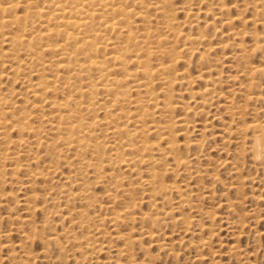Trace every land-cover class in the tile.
Masks as SVG:
<instances>
[{
    "label": "bare ground",
    "instance_id": "6f19581e",
    "mask_svg": "<svg viewBox=\"0 0 264 264\" xmlns=\"http://www.w3.org/2000/svg\"><path fill=\"white\" fill-rule=\"evenodd\" d=\"M152 1L153 0H5V1L0 0V32H1L0 36H2V39H3V36H5L4 37V40L0 39V41L1 40L4 41V42H1L2 44L6 42L7 43L6 45H9V47H10L9 49L6 48V50H8V51L10 50L8 52V54H7V51L4 50L6 52V54H7V55L5 54L4 56H6V58L7 57H11L9 59L10 60H14L20 54H24L25 53L24 56L26 55V57L28 58L29 64H33L34 66L36 65V68L39 67L37 69L32 70L33 76L34 77L36 76L35 77L36 81L35 82H32L30 84V81L28 79L29 84H28V89L26 91V93H29V95L31 96V98L33 100H36L35 103H33V100H32V102L30 101L31 102V108L29 106H28V108L26 106V108L28 110H29V108L30 109H33V111L35 110L34 112L39 113V117L37 116V118H39V123L36 122L38 125H35L34 123L32 124V122H30V119L32 117L38 115V114L35 113L34 116H33L32 113L30 111H27L26 108H24V107L21 108L22 105H23V103H25V102H23V103L20 102V103H22L21 104V107H20L19 104L16 103L15 99L13 100V102H11V100L13 99L11 96L15 95L14 93H16L15 90H14L15 92L13 91L14 88H12V90L9 91L8 93L6 92L7 94L6 93H1L2 91L5 92V90L0 89V91L2 90L0 92V143H3V144L6 143L7 144L6 147H4L3 149H0V162H1V160L3 162H7L8 160L12 161V160H17L18 159V153L17 152H14V151H12L13 153L10 152L11 151L10 150L11 148L12 149H14L16 147L18 148V147H20V145H24L25 143L34 144V145L40 146V147L43 145L41 147V149H40V147L38 149L39 150H42V148L45 146L44 147V148H46L45 151L51 152L52 155L54 154V156H57V158L63 156L64 154L66 155V153L68 154V152L73 153L74 156L77 158L76 160H79L80 162L79 161H76V163H75V160L73 161V163H75V164L78 163V167L79 168L77 166H74V167H72L73 168L72 171H74V173L77 174V172H75V170H74L75 167H76L75 169L78 168L79 170H83V172H85V174L83 176H81L82 175L81 174L80 175L81 177H84V176L87 177L88 174H89V172H90L91 173V176H90L91 178L90 179H92L94 181V183H96L97 185L98 184H101V185L108 184V187H106L107 185L104 187L105 189L107 188L105 191L108 192V197L113 194L112 191H114L115 189H120L122 187V185H123V183L121 184V180L122 179H119L120 176H118V173H116V171H115V170H117V172H118V169H115L114 170V166L115 167L117 166L116 168H118L119 165L124 166V168L128 172H130V174H131V172L134 171L133 168L135 169V167L138 164H140V165H138L139 167L141 166V164L142 165L143 164H146V166H149L150 167V168L148 167L149 169L143 167V169H147V171L145 170V173L144 172L143 173L144 174H146L147 172L148 173L146 174L147 175L146 176L147 179L143 180L142 182H144L143 185H145V187H147L146 190L148 191L147 192L148 197H149L148 199L151 200V203L155 207V209H157V207H158L156 205L157 204L156 202H160L159 200H161L160 203H162V201H164L165 198H167V194L168 193L171 194V192H176V193H179L180 194V190H179L180 186L179 187H176V185H174V184H165V179H164L165 178V175L166 174L168 175V173H169V175L171 173H173V176L176 175L175 172H176V169L178 171V168L181 169V170H183V171H188L189 170L190 163H192L193 160H197L198 157H199V155H201L199 152H192L193 149H199L200 147L202 148L203 146H201V145H203V144L200 145V143L197 142V140L196 141L195 140L192 141L193 139L192 140L189 139L188 136L187 137L185 136V137L187 139H189V140H185L182 144L181 143H178V141L176 139V135L175 136L173 135V132H172V129H171L172 125H174V123L172 122L173 119L172 118H169L168 119L167 118L168 116H167L166 118L168 120L164 123V125L158 126L157 124L155 125L153 123V122L156 123V120H157L158 116H157L156 120H154L155 118L153 119V117L154 116L156 117V115H161V117H163V116L165 117V115H168V114L169 115L170 114L172 115V113L175 111L176 107H178V104L176 103V101H174L176 99V97L174 96L175 94H173V91H174L173 88H174V86H177L178 88L179 87H182V86H186L185 87V90L184 89L181 90L182 91V94H183V92H186V90L188 88L191 89L190 86L194 83V81H199V80H202V79H203L202 81H204L203 82L204 85L202 84L203 85L202 89H199L201 87L198 88V86H197L198 90H195V91H192V90H189V89L187 90V93L186 94H188L187 95L188 96V100L189 99H192L193 100V98L196 97V98H198L199 101L198 100H195L193 103L196 104V101H197L202 106H205V105L206 106H209L208 109L205 110L206 108L205 107H201V105H200L201 108H205L204 110L207 111L206 113H204V112H200V109L201 108L200 109H197V110H199V112L201 114L204 113V114L207 115L209 108L210 107H214L213 106V105H215L214 103H217L218 102V101L215 102V100H214V103H213V101H212V99H213L212 97L217 96V95L214 94L215 93L214 92V90H215L214 89V86H216V84H218V83L221 84L220 81H219L218 74L216 73L215 74L216 76H213V74L212 75L206 74L207 76L204 77V75L202 76L203 73L200 70L202 74L201 73H197V74H201V75H197V74H196L197 76L196 75L195 76L193 75L192 77H195V78L192 79V78H188L190 76V74H189L188 71H186L189 74V75L187 74L188 76L186 75V73H185V75H186L185 76L184 75V72L183 73H177L176 66H177L178 63H181V62L182 63L185 62V63H188L189 64L190 60L188 59L189 62L186 61L187 60L185 58L186 55L187 56L188 55H190V56L197 55L198 56V60H195V61H197L199 63H195V65L197 64L199 66L200 63L201 64L206 63L207 62V59L210 58V56H208L209 53H211L212 51L214 53H216L215 52V49H217V48L220 49V50H222V48H220L219 46H217V47H214V46L219 45L217 43H220L221 44V42L223 41V40L221 42L219 41L220 39H223V38L220 37V39L219 38L216 39L218 41L215 40V42H217V43H216V45H214L215 42H214V44H212L213 42L211 43V41L209 39V37H210L209 34H212L213 33V29H214L213 36L211 37V38H214V37H216V33L220 34V36H221L223 32H221V31L218 32L216 30L217 27L213 28V26H211L212 23L214 24V21L215 20L212 23L208 20L209 23H210V27L212 28V30L210 29L211 30V33L207 32L209 36L205 33L206 31L205 32H200L201 31L200 28H199L200 31L195 33V31L193 30V28L192 29H189L190 26H189V23L188 22L190 21L191 24H195L194 22L197 21V20H195L192 23L191 20H189V19L186 20L188 22L184 21L185 19H182V22H181V20H180V22H178V20H175L174 19L173 15L176 17L175 14L177 12H174L176 8H174L173 6L176 5V4H174V2H172V0H158V1L155 0L156 2L155 1L152 2ZM175 1H178V0H175ZM183 1L184 0H182V2ZM191 1H193V0H191ZM200 1L201 0H199V2ZM203 1H205V0H203ZM203 1H201V2H203ZM207 1L208 2L211 1V3L214 4V7L212 6L213 5L212 4L211 5L212 6V9L211 8L210 9L209 8L208 9L206 8V9L209 11V13L211 12L210 14H212V12H214V13L216 12V15L219 16V17H220V15H222L223 12L226 13L227 12V8H229L226 5V0H207ZM240 1H238V2L240 3ZM243 1L246 2L247 0H243ZM243 1H241V2H243ZM249 1H250L251 5H252L250 8H252L253 11H255L254 13H256L257 16L255 18H253V17L251 18L250 17L251 19L249 18L248 21L250 22V24H253V25L259 24L260 25V28L262 27L263 30H264V0H249ZM249 1H248V4L250 5ZM182 2H180V3H182ZM194 2L195 1H193V3ZM196 2H197V0H196ZM199 2L196 3V5L198 6V9L199 10H196V8H195V10L197 11V16L199 15L198 14V11L205 9V8H203V9H200L199 8L200 7V5H198V4H200ZM205 2H203V5H205ZM207 3H206V6H207ZM234 4H236V3H234ZM237 4H236V6H237ZM244 4L247 5V2L244 3ZM183 5H186V4L184 3ZM232 5L233 4H231L229 6H232ZM239 5H241V4H239ZM249 5H247L248 8H249ZM179 6H176V7H179ZM236 6H234V7H236ZM245 6L243 5L244 9L246 8ZM137 7L139 8L138 10H136ZM140 7H142V9L153 8L154 11L160 12L162 14V18L164 19V21H161L162 19L160 18L161 20H159V22L160 21L163 22L164 25L161 24V22L158 23V21H157V23H158V25L161 24V25L164 26V27L163 26L162 27L164 29V32H166L167 35L164 34V32H161V30H160L161 27H159V26L157 27V29L159 28V31L161 32L162 35H160L159 33H157L158 31L157 32H154L155 30L152 31L153 30V27H154L152 25L153 24V20L150 21V19H148L149 17L146 16V12H144V10L141 11ZM20 8H21V13H22L21 15L19 14L20 13ZM186 8H188V7L186 6ZM237 8L238 7H236V9ZM241 8H240V10H241ZM184 10H185V8L180 7V11H184ZM207 10H206V12L208 13ZM148 11L150 12L151 10L149 9ZM237 11H238L237 13H240L239 9ZM250 11H252V10H250ZM173 12H174V14H173ZM242 12H245V10H242ZM249 13H248V15H250ZM185 14H187V13H185ZM189 14H191V13H189ZM189 14H187V15L190 17ZM192 14H194V13H192ZM231 14H232V12H231ZM235 14H236V12H235ZM252 14H253V12H252ZM147 15H149L148 12H147ZM229 15L230 14H227V16H229ZM238 15L236 14V18L235 19H237L239 16H241V15H239V16ZM223 16H225V15L223 14ZM227 16H225V17H227ZM243 16H241V17H243ZM241 17H239V19ZM247 17H249V16H247ZM198 18L200 19V17H198ZM214 18H212V19L210 18V19L213 20ZM154 19H156V18L154 17ZM203 19H204V17H203ZM205 19H207V18H205ZM220 19H222V18L220 17ZM233 19H234V16H233ZM233 19H232V16H231V18H230V16L227 17L225 19V21L223 22V25L225 24L227 27H229L228 29H230V26H231V24L233 22ZM243 19H245V18L243 17ZM137 20L139 22H146L148 26L146 25L147 27H145V28H141V26L139 27L136 24V21ZM217 20H218V18H217ZM200 21H201V19H200ZM204 21H206V20H204ZM208 21H206V22L208 23ZM241 21H240V25L237 24V25H239L240 28H242V25H243V24L241 25ZM201 22H203V21H201ZM220 22H222V20H220ZM244 22H247V21H244ZM207 23L204 24L206 27H207V25H206ZM150 25H152L153 27L150 26ZM216 25H218V24H216ZM221 25H220V27H221ZM185 26L189 29V31L188 30H186V31L190 32L191 30H193L194 31V34H192L191 32L190 33H185V31L182 30V28H184ZM205 26H203V28H202L203 30H204V28L206 29ZM244 26H246V24ZM150 27H152L151 30H150ZM208 27H209V25H208ZM4 28H8V29L5 30V31H7V33H4L5 31H2ZM236 28H237V26H236ZM251 28H252V25H251ZM228 29H226V30L229 31ZM233 29L234 28H232V30ZM247 29H245V30H247ZM218 30H219V27H218ZM232 30H230L231 32H229V34L231 35L232 38H235V40H236V38L239 37V36H241V37L245 36V33H247L248 30H250V29H248L247 31H245V30L243 31V28H242L241 29L242 31H240V30L239 31L238 30L237 31L233 30V32H232ZM251 31H252V29H251ZM226 32H225V34H227ZM251 33L248 32L247 35L248 34H251ZM258 33H252L251 34V38L253 39V42H251V43H253V44L252 45L250 44L249 47H248L249 44L246 46L245 45L246 42H244L243 41L244 39L241 38L242 39V42H244V44L242 43V45H244L245 47H248L249 48L248 50L244 46H242L241 44H239V43H241L240 42V40H241L240 38L237 39L239 41L238 44H237V42H236V44L234 43L235 40H234V42H232L239 49L238 50L239 51V54L237 55L238 59H237V57L235 58V56H234L233 61L235 62V59H237L238 62L239 61L241 62V64H238V65H240V66L243 65V66L242 67L239 66V69L238 70H240V68H243V70H240V71H241V73H243L242 76L245 77L244 79L247 80V81L244 80L245 82H247V84L244 83L245 85H243L241 87L240 86L237 87L236 90L238 91L239 94L240 93H243L242 95L245 96V99H247L246 101H250L252 103L253 102H258L259 100H261L262 99V96L261 95L264 96V86H262V84L260 82L262 79H264V31L261 32L262 34L261 33L258 34ZM163 34L165 35V37H162ZM168 35L169 36H173L172 37V41H169L167 39L168 38ZM223 35H224V33H223ZM226 36L224 35L225 40H226ZM252 39L251 40L249 39V40L252 41ZM226 41H228V43L230 42V40H226ZM162 45H163V47H164V45H168V47H164L163 48V47H161ZM212 45H214V46H212ZM222 45L224 46V43ZM1 48H3V47H1ZM237 48H236V50H237ZM3 49H0V50H3ZM200 49L202 51H200ZM232 49H233V47H232ZM234 49L232 50V53H233ZM219 52H221V51H219ZM230 52H231V50H230ZM237 52L235 51L233 54L236 55ZM257 53L260 56V63H258L257 65H255V64H253L254 63L253 60L256 57V54ZM46 54L49 55V56H51V58L49 57L50 59H48V58L47 59H44ZM219 54H221V53H219ZM224 54L222 52V55L221 56H223ZM213 55H216V54H213ZM230 55H232V54L230 53ZM4 56H2V57H4ZM22 56L23 55H21V57L19 56L20 59L22 58ZM225 56L227 57L228 55H225ZM26 57H24V58H26ZM212 57H214V56H212ZM153 58H155V59L154 60H151ZM160 58H162V59L160 60ZM215 58H217V60H218L219 56H216ZM220 58H221L220 61L218 60L219 63L222 60V57H220ZM223 58H224V56H223ZM0 59L2 60V58H0ZM155 60H160V61H158V63L154 62V64H153V61H155ZM214 61H213V63H215ZM6 62H7V64H6L7 69L10 70V72H12V76L15 77L12 80V82L13 81L15 82V80H17V79H22L21 76H23L24 74L21 75L22 74L21 72H23L24 69L30 70L32 68V67L31 68H27L28 66L26 67V65L23 63V61L21 63L19 59L15 63L13 61L12 64L8 63L9 61H6ZM230 62L232 63V61H230ZM213 63H211V64H213ZM237 63H236V66H237ZM218 64H216V66ZM221 64L223 65V63H221ZM234 64H232V66L233 67H236ZM213 65H212V67L208 65V67L205 68L206 69L205 72L209 73V72H211V70L213 71ZM222 65L221 66H217V67L215 65L214 66H215V69L218 68V67H220V69H221V67H223ZM187 66L188 65H186L184 67H187ZM201 66H199V67H201ZM2 67H4V66H1V68ZM130 68H132V69L134 68L133 71L132 70L130 71ZM4 69L7 70L6 68H4ZM45 69H47L49 71L45 73ZM186 69L183 68V71L186 70ZM196 69L198 71V68H196ZM228 69H229V67H228ZM200 71H198V72H200ZM230 71H232V70L229 69L228 72H230ZM240 71L239 72L233 71V72L240 73ZM117 72H119V73H117ZM179 72H181V71L179 70ZM4 73H5V71H4ZM24 73H26V72H24ZM28 73L29 72H27L26 74H28ZM236 73H234V77L236 76L235 75ZM5 74H7V72ZM31 75H30V77H31ZM219 75H220V72H219ZM240 75L241 74H239V76ZM9 76H7V77L11 78V74H9ZM1 77H0V79H1ZM229 77H231V76H229ZM9 78H7V80H11ZM235 78H237V77H235ZM240 78H242V77H240ZM4 80H5V78H4ZM30 80H32V79L30 78ZM155 80H157L162 85L161 87H159V89L161 90V93H162V98H159V99H158V96H156V94L154 92V90H156L157 87L155 89L153 88V85H154V81ZM236 80H238V79H236ZM202 81H200V82H202ZM228 81H230V79H228ZM239 81H237V82H239ZM12 82L10 81V83H12ZM230 82L233 83V81H230ZM21 83H23V81ZM21 83L19 82L20 85H21ZM227 83L229 85V82H227V81H226V83H223V84L226 85ZM232 83L230 85H233L234 84V83L233 84ZM7 84L10 85L9 84V81L7 82ZM241 84H239V85H241ZM5 85H6V83H5ZM25 85H26V83H25ZM10 86H12V85H10ZM218 86H220V85H218ZM220 87H218V88H220ZM4 88H6V87H4ZM19 88L21 89L23 87L21 86ZM178 88H177V90H178ZM227 88H228V86L226 87V89ZM230 88H231V86H230ZM230 88H228V89H230ZM233 88L235 90V86ZM233 88L230 89V90H232L231 92H234L233 91ZM20 89H19V91L22 93L23 91H21ZM194 89L195 88H193V90ZM219 91H220V89H219ZM132 92L134 93L133 95H135L136 97L135 96L132 97V94H131ZM178 92H179V94L181 93L180 91H178ZM188 92L190 93V96H189V93ZM231 92H229V93H231ZM17 93H18V91H17ZM225 93H227V92H225ZM225 93H223V94H225ZM23 94H25V93H23ZM23 94H21V95H23ZM235 94H236V92H235ZM235 94H234V97H231L229 95V97H231L232 98L231 100H233V101H236V100L233 99V98H235ZM177 95H178V93L176 94V96ZM218 95H219V92H218ZM231 95H232V93H231ZM58 96L60 97V99L58 98ZM219 96L221 97L222 95H219ZM224 96L221 97L220 99H222V98L225 99V102L226 101H229V100H226L227 97H224ZM244 96L243 97H240L239 96L240 100H243L244 99ZM174 97H175V99L173 100ZM17 98H18V96H17ZM24 98H25V96H24ZM241 98H243V99H241ZM178 99H180V97H178ZM214 99H216V98H214ZM21 101H23V100H21ZM180 101L181 100H179L178 102H180ZM263 101H264V99H263ZM211 102L213 103L212 106H210V104L207 105V103H211ZM261 102H262V100H261ZM188 103L189 102H187L186 104L187 105H190ZM219 103H221V102L219 101ZM219 103H217V104L219 105ZM229 103H230V105L227 103L226 106L229 105L230 106L229 109L231 110L232 109L231 106H234L233 104H235V103L234 102H233V104L231 102H229ZM28 104H29V102H28ZM242 104H245V100L243 101V103H241V105ZM254 104L255 103H253L252 106ZM263 104H264V102H263ZM238 105H239V103H238ZM130 106H132V109L130 108ZM183 106H180V107H183ZM191 106H192V108L195 107L194 104L191 105ZM235 106H236L235 108L237 110H239V109L242 108L243 109L242 112H245V111H247L246 110L247 107L248 106H251V105H249V102H248V104L245 106L246 108L245 107H240V106L237 107V105H235ZM215 107H214V109H215ZM189 108H191V107L188 106L187 109H183V110L184 111L185 110H191L192 111V108L191 109H189ZM216 108H217V110L219 109V107H216ZM235 108H234V111H235ZM179 109H182V108H179ZM223 109H225V107H223ZM260 109H262V108H260ZM249 110H250V108H249ZM256 110H257L256 107H255V110L253 108V111L254 112H256ZM45 111H48V113L45 114ZM98 111L103 112L102 118H98L97 117L96 113ZM165 113H168V114H165ZM188 113L187 112H185V113L182 112L183 116L185 115L184 118L181 117V119H179V120L177 119L179 123L177 122V125H175V126L178 127V128H180L179 130H177V131H179V133H180V131L184 133V131L186 132L187 129H188V126H189V123H190L189 121L190 120L186 119V117H189V119H192V118H190V115H188ZM235 113L234 112L231 113V115L233 116V117L231 116L232 120L234 118ZM238 113H240V110H239ZM229 114L230 113L228 111V115ZM247 114H244V116H246ZM262 114L264 115V109L262 111ZM194 115H195V113H194ZM215 115H216V113H215ZM215 115L213 114V117H211V118H215L216 117ZM263 115H262V117H263ZM201 116H203V114ZM235 116H237V114ZM242 116H243V113H242ZM254 116L255 115H253L251 117V119L254 118ZM259 116H260V114H259ZM259 116L257 114V117L259 119L256 118L257 119L256 122L254 120H251V124H249V122H247V119H246L245 122L247 123V126H246V123H245V126L246 127L244 126L245 129L242 127L243 130H241L239 127H238L239 129H236L235 132L233 131L234 133L229 130L230 127L227 128V130L226 129L225 130L228 131L227 133L231 137H232L233 134H235V136L238 135V137H237L238 139L239 138H242V136L240 137V135H239L241 131L246 132L247 130H250L251 133L250 132L249 133H250V135L251 134L252 135H251V137H248L247 136L248 138H250V140H249V142H250L249 144L250 145L247 144L249 147L245 144V142H243L245 140H243L242 142L245 144V146H247V150L252 154L251 157L253 156L255 158V160H257L260 164H264V122H263V124H261L259 122L260 121V118L262 119V117L261 116L259 117ZM172 117H175L174 114L172 115ZM191 117H193V115ZM195 117H197V116L195 115L194 116V119H195ZM204 117H205V115H204ZM217 117H219V116H217ZM151 118L154 121H149V120H151ZM166 118H165V120H166ZM175 118H177V117H175ZM235 118L237 119V117H235ZM239 118L241 119L243 117L239 116L238 117V120H239ZM33 119H31V120L33 121ZM174 120H176V119H174ZM252 121H254L255 123H252ZM263 121H264V119H263ZM192 122H194L193 119L191 120V123ZM202 122H205V121H202ZM230 122H231V120H230ZM160 123H159V125H160ZM206 123H207V121H206ZM208 123H210V122H208ZM208 123H207V125H208ZM240 123H241V120H240ZM43 125H46L47 126V128L49 130V133L47 132V130H45V131L43 130ZM240 125H242V124H240ZM226 126H228V125H226ZM192 127L193 126L191 125V129H192ZM203 127H205V126H203ZM203 127H202V129L199 128L200 131L205 130ZM208 127H209V125H208ZM178 128H176V129H178ZM224 128L225 127H223V129H222L223 132L225 131ZM9 129L10 130H15L18 133V137L16 135V137L18 138V140L12 141V140H8L7 139L8 138L7 132L8 133L11 132ZM193 129H194V127H193ZM43 131L46 132L47 134H51L52 137L50 139H47L48 136L45 137V136L41 135V133ZM188 131H189V129H188ZM205 132H203V133H205ZM176 133H177V135L179 134L178 132H176ZM24 134L26 135V139L22 138L24 136ZM153 134H156L155 136H157V134L159 135L160 140L164 142V144H163V145H165L164 148H160L159 145H154V144L150 143L152 141V139L154 138V137H152V139L150 138ZM222 134L224 136L226 135V133H222ZM29 135H31L32 137L31 136L30 137L33 138L32 143H30V141L28 142V140H29L28 139V136ZM148 135H151V136L149 137ZM201 135L204 136V134H201ZM228 135H226V136H228ZM229 136L227 137L228 142L232 140V139L231 140L229 139V138H231ZM235 136H233V139H234ZM149 138L151 139L150 141H149ZM242 139H246V138H242ZM154 140H155V138H154ZM234 140H232L231 142H233ZM239 140L241 141V139H239ZM239 140L237 142H239ZM155 142H157V141H155ZM224 142H226V141H224ZM233 144H236V142L233 143ZM26 145H24V147H26ZM0 146H1V144H0ZM36 146H35V148H36ZM180 146L183 147L184 149H186L187 151H191L192 150L191 151L192 153L190 155L187 154L185 156H183V154H185V153H183L181 155V153L179 152V150H180L179 147ZM225 146H222V147H225ZM227 146H228V144H227ZM161 147H162V144H161ZM38 149H35V152ZM28 150H29V148H28ZM247 150H246V153H247ZM180 151L182 152V150H180ZM220 151H221V149H220ZM226 151H227V149H226ZM42 152L44 153V149H43ZM30 153H32V152H30ZM226 153H228V151ZM45 154H43V156ZM35 155H38L39 157L41 156L38 153L37 154L35 153ZM49 155H50V153H49ZM49 155H46L47 158H48V160H47L48 162L50 160L49 157H48ZM155 155H157V157H155ZM30 156H32V154ZM33 156H34V153H33ZM66 156H68V155H66ZM28 157H27V159H28ZM29 158L31 159L32 157H29ZM63 158L66 159L65 156ZM63 158L61 157V161L60 162H63V160H62ZM72 158H73V155H72ZM38 159H36V160H38ZM44 159H43V161H44ZM69 159H70V157H69ZM32 160H33V158H32ZM55 160H58V159H56V157H55ZM66 160L64 161V163L66 164V166L68 165V167L70 168V166L72 164H70V162H68V160L67 161ZM47 161L46 162H43V163L44 164L45 163H48ZM51 161L53 162V159ZM170 161L172 162L173 165H170V163H171ZM253 161H254V159H253ZM12 162H14V161H12ZM12 162H11V164H12ZM39 162H41V161H39ZM56 162L58 163V161H55L54 163H56ZM162 163L164 164L165 167L163 169L162 168L161 169L160 168L158 169L156 166L157 165H160ZM9 164H10V162H9ZM37 164H39V163H36V161H35V164L34 165H37ZM41 164L39 166L40 167L43 166L42 168H46L48 166L47 165L46 167H44V164H42V165ZM29 165L31 166V164H29ZM29 165H28V169H29ZM49 165H50L49 167H51V169L54 168L53 166H51L52 163L51 164L49 163ZM224 165H226V164H224ZM60 166L63 167V165H61V163H60ZM104 166H107V167L111 168L110 172L112 170L115 171V172L112 171L113 174L110 173V172H109L110 173L109 174L106 171L107 170L106 169L105 171L108 173V175H107L106 172H104ZM121 166H119V167H121ZM171 166H173V167H171ZM160 167H161V165H160ZM0 168H1V166H0ZM10 168H12V167H10ZM34 168L36 170L37 166L34 167ZM42 168H40V169L37 168V169H39L40 172H42L41 171ZM15 169H16V166H13L12 171L14 172ZM28 169L26 167V170L27 171H29ZM48 169H50V168H48ZM78 169H77V171H79ZM195 169H196L195 171L197 173L198 169L197 168H195ZM4 170H7V169H4ZM140 170H141V168H140ZM0 171H1V169H0ZM32 171H34V170H32ZM60 171H61V169H60ZM60 171L58 170V172H60ZM138 171H139L138 169L135 170L134 171L135 174H133V175L138 174V173H136ZM183 171H181V172L183 173ZM17 172H19V171L17 170ZM40 172L39 173H34L35 180H33L34 178L32 179V177L31 178L28 177V178L31 179L30 181H36L35 183H38L37 180H36V177L40 176L41 178H39V177L38 178H39V180L41 179V182H42L43 181L42 180V177H45L44 174H45L46 170L44 171V173L43 172L40 173ZM62 172H64V171H62ZM62 172H60V173L63 174ZM80 172L81 171H79V173ZM128 172H127V174H129ZM179 172H180V170H179ZM67 173L69 174L68 170H67ZM120 173H121V170H120L119 174ZM189 173L191 174V172H189ZM229 173H230V171H229ZM65 174L66 173L64 172V175ZM115 174H117V176H115ZM185 174H186V172H185ZM187 174H188V172H187ZM193 174H195V173L193 172ZM193 174H192V176H193ZM18 175H19V173H18ZM18 175L17 176L15 175V176L18 177ZM28 175L29 174H27V176ZM53 175L54 174H52V176ZM70 175L67 176V177L65 175L64 176L65 179H63L64 182L61 181V184L62 185L64 184L63 185L64 187L66 185H68L67 187H69V185L75 184L74 185L75 186V189L77 190V188H78V190H79V188H80L81 189L80 191H82L81 186L83 187L84 186V183H86V184L88 183V182H85L83 180V179H85V177L83 179H80L81 181H78L77 179H75V177H73V174H70ZM177 175H178V173H177ZM63 176H60V177H63ZM81 177H79V178H81ZM124 177L126 178V177H128V175L127 176H123V178ZM141 177H142V179L145 178V176H144V178H143V176H141ZM141 177L138 178V176H137L136 177L137 179L136 178L135 179L138 180ZM212 178H214V177H212ZM51 179L53 180L52 177H51ZM57 179L62 180L59 177ZM57 179H55V180H57ZM128 179L129 178H126L125 180L129 181ZM130 179H131V177H130ZM216 179H218V178L217 177L215 178V182H216ZM48 180H46V182H48ZM189 180H191L190 177H189ZM15 181H16V179H15ZM17 181H18V179H17ZM127 181H125L127 183V185L128 184H130V185L132 184V183H128ZM135 181L132 180L133 183ZM217 181H219V180H217ZM138 182H140V181H138ZM142 182H141V184H142ZM32 183L35 184L34 182H32ZM94 183L91 186H94ZM136 183H134V184H136ZM40 184L43 185V183H40ZM61 184L58 183V186H60ZM35 185L36 186H39V184L38 185L35 184ZM44 185L46 187L47 184H45V182H44ZM53 185L56 186L55 184H53ZM62 185H61V188H64V187H62ZM137 185H138V183H137ZM137 185H135V186H137ZM143 185H139V186H143ZM32 186L34 187V185H32ZM49 186L51 188L52 185H49ZM85 186L83 187L82 193L79 192L82 195V197H83L82 199H85V200H81V201H86L87 202V205L89 207L90 206L93 207V208L91 207L92 210H93L94 207H95L94 203L96 202V198H94V197L96 195L94 196V194H95L94 192H93L94 194H91L92 196L90 194H88L89 192L86 193L88 190L87 191L85 190V189H87V188H85ZM125 186H126V184H125ZM39 189H41V187H39ZM54 189L56 191H58V194H54V193H57L55 191H52V193H49L48 197L47 196L46 197L45 196L42 197L43 194L42 193H41L42 195L40 194V197H42L41 199H43V202H46L47 200H50V201L53 202V201L58 200L60 198L61 199L64 198V199L67 200L68 196H71L72 195L71 193H69L72 189L71 190L68 189L69 192L65 188H64L65 190L63 189L62 191H59L60 189L58 190V187H57V189H56V187H54ZM125 189L127 190V188H125ZM139 189H138V191H139ZM141 189H142V187H141ZM35 190H37V189H35ZM124 190H123V193L126 194L127 192H124ZM130 190L131 189L129 188L128 191H130ZM146 190H144L143 192H145ZM120 191L118 193L119 194H123ZM107 192H106V195H107ZM181 192H185V190H183ZM191 192H193V191H190V193ZM200 192L203 193L202 191H200V188H199V191L197 193H195L196 197L199 198V196H197V195ZM5 193L6 192H4V194ZM32 193H34V192H32ZM75 193H73V195L80 196L77 193L76 194ZM141 193H142V191H141ZM6 194H9V193H6ZM6 194H5V196H6ZM128 194H131V193H128ZM204 194H205V192H204ZM113 195H114V196H112L113 200L115 198V195L116 196H119L117 193L116 194H113ZM123 195H122V197H124ZM185 195L180 194V196H185ZM7 197H9V196H7ZM38 197H39V195H38ZM97 197L99 199V196H97ZM101 197L99 199L100 201L103 199V198L101 199ZM105 197H106V199L108 198L107 196H105ZM205 197H206V194H205ZM3 198L5 200L6 197H3ZM3 198H2V200H3ZM189 198H190V196H189ZM13 199L14 198L10 199V201L13 200ZM38 199L39 198H37V196L35 195V196H32L31 199L29 197V199H27V201L30 200V201H28V203L29 204L31 203L30 206H32L33 203H35ZM133 199L134 198L131 197V200L132 201H133ZM148 199L146 197V200H148ZM181 199H183V197ZM191 199H189V200H191ZM74 200L75 201H78V200H76V198L73 199V201ZM113 200H112V203H110V204L108 202H105L104 201V204L106 203V204H108V206L109 205H112L113 204ZM116 200H115V202H116ZM131 200H129V201L132 202ZM142 200H143V198H142ZM68 201H70V199ZM71 201H72V199H71ZM106 201H109V200L107 199ZM117 201H119V200H117ZM183 201H185V200H183ZM0 202H1V199H0ZM40 202H41V200H40ZM40 202H39V204H41ZM56 202H58V201H55V204H56ZM63 202H65V201H63ZM70 202H68V205H69ZM177 202H179V197H178V201ZM190 202H192V201H190ZM190 202L188 201V203H190ZM28 203H25L27 205L24 204V206H28V207H26L27 210L30 208V206H29ZM71 203H73V202H71ZM83 203H85V202H83ZM83 203L81 204V207H84V206H82ZM149 203H150V201L148 202V204ZM181 203H182V200H181ZM0 204L2 205V203H0ZM4 204H6V203H4ZM66 204H67V202H66ZM66 204H64L63 207L66 206L65 208H67V205ZM98 204H100L99 201H98ZM137 204H139V202ZM162 204H160V209L158 208L159 211L162 208L161 207ZM179 204H180V202H179ZM185 204H187V201H186ZM6 205H7L6 207L8 208L9 205L8 204H6ZM44 205H46V204L44 203ZM101 205L102 204H100L99 206H101ZM128 205L129 204H126L124 206L127 208ZM130 205H132V207H133L135 204L133 205L131 203ZM166 205H168V204H166ZM177 205H178V203H177ZM49 206H51V205H49ZM57 206H58L57 207V209H58L59 206H60V204L58 203ZM72 206L73 205H71V207ZM102 206L104 207V205H102ZM42 207L43 206H41V208ZM71 207L69 205L68 208L71 209ZM89 207H88V209H89ZM114 207H116V206H114ZM134 207L136 208L137 206L135 205ZM154 207H153V209H154ZM179 207H178V209L183 210L182 208H179ZM31 208H33V207H31ZM99 208H101V207H99ZM105 208H106V205H105ZM107 208H106V210H107ZM190 208H195V205L193 207L190 204ZM33 209L36 210L38 208H33ZM72 209L75 211L76 208L74 209V206H73ZM79 209H78V211H79ZM81 209H82V211L84 210L83 208H81ZM86 209H87V207H86ZM150 209H152V208H150ZM196 209H197V207H196ZM59 210H60V208H59ZM59 210H58V212H60L62 214V212L59 211ZM87 210H85V211H87ZM98 210H100V209H98ZM127 210H128V208H127ZM130 210H131V208H130ZM175 210H177V209H175ZM39 211H40V209H39ZM76 211H77V209H76ZM102 211L103 210H101L100 212H102ZM117 211H115L114 213L115 214L116 213H119V211H120L119 208H117ZM104 212H105V210H104ZM109 212L107 211L108 214H109ZM160 212H162V211H160ZM45 213H46V211H45ZM82 213H84V215L81 214V211L79 212V214L77 213L79 215L80 219H78L79 217L77 218V216H74L76 219L80 220V221H78V224H80V225L87 224V221H84V220L86 218H88L90 220L89 217H91L89 215L87 217V214H86L87 212H84L83 211ZM123 213H124V211H123ZM150 213H152V215H154V212H152L151 210H150ZM159 213H158V215H159ZM205 213L206 212L203 213L204 216L206 215ZM68 214H70V212ZM74 214H76V213H74ZM142 214H140V215H142ZM146 214L147 213H145L144 215H146ZM164 214L166 215L167 213L164 212ZM48 215H51V217H52L53 214H48ZM91 215H92V213H91ZM128 215H129V213H127V214L125 213V215L123 214V216H128ZM158 215H157V213H155V215H154L155 217H151L148 214V216L151 217V218H149V220H147V221H150L149 222L150 225L153 226V225H157L159 223L158 222L159 221V218L156 217ZM170 215L172 216V213ZM69 216L72 217L71 215H69ZM101 216H99V218ZM120 216H122V213H121ZM120 216L116 214V216H113L112 217L113 219L112 218L111 219L109 218V221H112V222H110V224L111 223L112 224L113 223H118V219H119ZM132 216H134V215H132ZM74 217L71 218V219L73 220ZM92 217L94 218L96 216H92ZM103 217H105V216H102L101 218H103ZM209 217H211V216H209ZM47 218H49V216ZM125 218H127V217H125ZM130 218H132L131 215H130ZM130 218H127V219H129V221H130L131 220ZM166 218L167 217H165V219ZM169 218H171V217L169 216ZM120 219H122V217H120ZM132 219H134V217ZM144 219H145V217H142L140 220H142V222H143ZM179 219H181V218H179ZM179 219H177V220H179ZM210 219H212V217ZM49 220H50V218H49ZM99 220L100 221H104L105 219L103 218V219H99ZM0 221H1V219H0ZM26 221H27V219H26ZM26 221H23V223L26 222ZM90 221H92V219ZM135 221H138V220H135ZM28 222H29V220H28ZM44 222L45 223H43L40 226V229L41 230H46L47 223H46V221H44ZM48 222H49L48 223V225H49L50 224V221H48ZM98 222H97V224H98ZM93 223H94V221H93ZM119 223H121V222H119ZM132 223H134V222H132ZM139 223H140V221H139ZM239 223H240V221H239ZM239 223H237V226H238ZM69 224H70V222H69ZM119 225H118V228H119ZM140 225H141V223H140ZM70 226H71V224H70ZM87 226L89 227V225H87ZM111 226H113V225H111ZM239 226L241 227L240 224H239ZM106 227L103 226L102 229H104ZM140 227H142V226H140ZM232 227H233V225H232ZM234 227H233V229H234ZM242 227H243V225H242ZM73 228H71V230ZM96 228L95 229L97 231H100V228L99 227H96ZM143 228H145V227H142V230H143ZM230 228H231V226H230ZM40 229H39V226H38V230H40ZM80 229H82V228H79V230ZM86 229H90V228H86ZM113 229H115V227ZM138 229L140 230V228H138ZM237 229H238V227H237ZM90 230H91L92 233H94L93 232L94 230L92 228ZM106 230L107 229H105L104 231H106ZM116 230L117 229H115V232H116ZM145 230H147V229L145 228ZM145 230H143V231H145ZM156 230H159V229H156ZM35 231H36V228L33 229V232H34L33 237H37L38 238L37 234H39V233H36ZM83 231L86 232L87 230L84 229ZM97 231H96V234H97ZM118 231H117V233H118ZM149 231L151 232L150 229H149ZM159 231H161V230H159ZM39 232H41V231H39ZM69 232L70 231H68V233ZM100 232L102 233V230ZM150 232L145 233L146 235H144V236H147V234H150ZM64 233L65 232H63V236H65L66 240H68L69 238H72L71 240L70 239L69 240L71 242H76V240H77V237L76 236L75 237L74 236H69V234L71 235V232L68 235H67V233H65V234ZM72 233H73V231H72ZM110 233L112 234V231ZM126 233H127V231H126ZM60 234L62 235L61 232H60ZM96 234H95V236H96ZM98 234H99V232H98ZM120 234L118 235V237L119 236L122 237V235H120ZM151 234H154L155 235V229H154V233L152 231ZM151 234L149 236H151ZM57 235L58 234L55 235L56 238H55L54 234L51 237L48 235L49 238L46 235L47 239H46L44 245L46 246V244L49 245L51 243L53 245H55V244L56 245H59V242L56 239H58L59 238L58 236H61V235H58V236ZM73 235H75V231H74V234ZM87 235H89V234L87 233L86 236ZM99 235H101V234H99ZM104 235H106V234H104ZM107 235H109V233ZM113 235H115V234H113ZM139 235H140V232H139ZM158 235H156V236H158ZM89 236L91 238L93 236V239L95 237L94 235H91V233H90ZM90 237H88L89 239L87 237H84V240L85 241L83 242V244H85V247L86 248L92 247L91 246V242H89ZM116 237H117V234H116ZM125 237H127V235ZM40 238H38V239H40ZM60 238H59V240H60ZM95 238L98 239L97 237H95ZM99 238H101V237H99ZM104 238H106V237H104ZM41 239H44V235L42 236ZM61 239H64V238L62 237ZM122 239L124 240V237ZM131 239L132 238H130V235L127 238H125V241H127V243H125L123 241L125 243L123 247L121 246L123 249L116 250V252L119 255L121 253H124V252L127 254L129 251H131L130 249H132V247L130 245H134V243L137 242V239L138 238L137 239H134V240H131ZM109 240H112V239H109ZM114 240L115 239H113V242H114ZM150 240H152V239H150ZM41 241H44V240H41ZM77 241H79V240H77ZM57 242H58V244H57ZM69 242H67V243H69ZM97 242L95 241V243H93V244H95L96 246L99 245V244H96ZM139 242L140 241L138 240L137 243L139 244ZM67 243H65V244H67ZM156 243L158 244V241H156ZM105 244H107V243H105ZM60 245H61L60 247H62V244H60ZM159 245L161 246L160 248H162V246L165 247L164 246L165 244L164 245L158 244L157 247ZM200 245H201V243H200ZM205 245H206V247H208L207 246L208 243L205 244ZM102 246H104V244ZM231 247L233 249V246H231ZM116 248H118V247H116ZM167 248H169V247H167ZM60 249L63 250V248H60ZM79 249H81V248H79ZM84 249L85 248H83V250ZM91 249H94V246ZM108 249H109V247H108ZM112 249L110 251H112ZM229 249H230V247H229ZM94 251H96V250H94ZM103 252H106V251L104 250ZM232 252H234V251H232ZM81 253H82V250H81ZM125 253H124V255H125ZM234 253H236V252H234ZM115 255H116V253H115ZM128 255L130 257V254H127V256ZM110 258H112V257H110ZM117 258H119V257L117 256ZM83 259H84V257H83ZM112 259H110V260H112ZM120 260H121V257H120ZM127 260H129L128 257H127ZM83 261H82V263H83ZM133 261L131 263H133ZM108 263H110V262H108ZM121 263H122V261H121ZM134 263H136V262L134 261ZM77 264H80L79 261L77 262ZM115 264H120V263L115 262Z\"/></svg>",
    "mask_w": 264,
    "mask_h": 264
},
{
    "label": "rangeland",
    "instance_id": "374dc122",
    "mask_svg": "<svg viewBox=\"0 0 264 264\" xmlns=\"http://www.w3.org/2000/svg\"><path fill=\"white\" fill-rule=\"evenodd\" d=\"M2 1H5V0H2ZM155 0H153L152 2H154ZM156 1H158V0H156ZM155 1V2H156ZM186 1V2H185ZM191 0H184L183 2H182V0H178V1H173L172 0V2H174V4H176V5H174L173 7L174 8H176L175 9V11L174 12H177L175 15H176V17L173 15L174 14V12H173V17H174V19L175 20H178V22H180V20H181V22H182V19H185L184 21H186V20H191V22L193 23L195 20H197V21H195L194 23L198 26H196L195 24H191L190 23V21L188 22V21H186V22H188L189 23V26H190V28L189 29H192L193 28V30L195 31V33L196 32H199L200 30V32H205L207 35H208V33L207 32H209V33H211V30H212V28L210 27V23H209V21L212 23L214 20V24L212 23L211 24V26H213V28H215V27H217L216 28V30L219 32V31H221V32H223L224 33V35L226 36V40H230V42L228 43V41H226L225 40V37H224V35H223V33H222V35L220 36V34H218V33H216V37H214V38H211L212 36H213V33H214V29H213V33L212 34H209L210 35V37H209V39H210V41H211V43L212 44H214V42H215V40L216 39H220V37L221 38H223V39H220L219 41L221 42L222 40L224 41H222L221 42V44L220 43H217V42H215V44L214 45H216V43L217 44H219V45H216V46H214V45H212V46H214V47H217V46H219L220 48H222V50H220V49H215V52L216 53H214L213 51L211 52V53H209L208 54V56H210V58H208L207 59V62L206 63H203V64H199V66H201V67H199L197 64L195 65V63H199V62H197V61H195V60H198V56L197 55H192V56H190V55H186L185 56V58L187 59L186 61L187 62H189V60H190V62H189V64L188 63H185L186 65H188L187 67L189 68H187V67H184V66H186L184 63H178L177 64V66H176V70H177V73H183L184 72V75H185V73H186V75L188 74L186 71H188L189 72V74H190V76L188 77V78H195V77H192L193 75L195 76L197 73H201V71H202V76L204 75V77L205 76H207L206 74H210V75H212L213 74V76H216L215 74L217 73L218 74V76H219V81H220V83L221 84H216V86H214V94L215 95H217V96H215V97H212L213 99H212V101H213V103H214V100H215V102H217V103H219V101L221 102V103H219V105L217 104V103H214L215 105H213L214 107L216 106V107H219V109L217 110V108L215 107V109H214V107H210L209 108V110H208V114L206 115V114H204V113H206L207 111H205V110H207L208 109V107L209 106H202L201 104H199L197 101H196V104L195 103H193L195 100H198V98H193V100L192 99H189L188 100V94H186L187 93V90L189 89H187L186 90V92H183V94H182V91L181 90H185V87L186 86H182V87H177V86H174V91H173V94H175L174 96L176 97V99H175V97L173 98V100L174 101H176V103L178 104V107H176V109H175V111L172 113V115L174 114V116L175 117H177V118H175V117H172V115L170 114H168V113H165V114H168V115H165V117L163 116V117H161V115H156V117L154 116L153 117V119L154 120H156V118H157V116H158V118H157V120H156V123L155 122H153L155 125L157 124L158 126H162V125H164V123L169 119V118H172L173 120H172V122L174 123V125H172V127H171V129H172V132H173V135L175 136L176 135V139H177V141H178V143H183L185 140H189V139H193L192 141H196L197 140V142H199L200 143V145L201 144H203V145H201V146H203L202 148L200 147L199 149H193V151L192 152H199L201 155H199V157H198V159L197 160H193L192 161V163H190V166H189V170L188 171H183V170H181V169H179L178 168V171H177V169H176V175H174L173 176V173H171L170 175H169V173H168V175L166 174L165 175V184H174V185H176V187H179L180 186V188H179V190H180V194H182V195H185V196H180V194L179 193H176V192H171V194L170 193H168L167 194V198H165V200L164 201H162V203H160L161 202V200H159L160 202H156L157 204V209H155V207L152 205V203H151V200H149L148 198V194H147V187H145V185H143V183L144 182H142L143 180H145V179H147V173L146 174H144L145 173V170L147 171V169H143V167H145V168H148L149 166H146V164H141V166L139 167L138 165H140V164H138L136 167H135V169L133 168V170L135 171V170H139L138 172H136V173H138V174H136V175H133V174H135V172L134 171H132L131 172V174H130V172H128L125 168H124V166H121V165H119V166H121V167H119L118 166V168H116L115 166H114V170L115 169H118V172H117V170H115L116 171V173H118V176H120V178L119 179H122L121 180V184L123 183V185H122V187L120 188V189H115L114 191H112L113 192V194H118L119 196H116L115 195V198L117 199V200H119V201H117L115 198H114V200H113V198H112V196H114L112 193V195L111 196H109L108 197V192L107 191H105L106 189L104 188L106 185V187H108V184H103V185H101V184H96V183H94V181L92 180V179H90L91 177V173L89 172V174H88V178L86 177V176H84L85 177V179H83L84 177H81V176H83L84 174H85V172H83V170H79L78 168V163L77 164H75L76 163V161H79V160H76L77 158L74 156V154L73 153H71V152H68V154L66 153V155H68V156H66L65 154L63 155V156H61L62 158L65 156V158L68 160L69 159V157H70V159L68 160V162H70V164H72L71 166H70V168L68 167V165L66 166V164L64 163V161L66 160V159H62L63 160V162H60L61 161V157H58L57 158V156H54V154L52 155V153L51 152H48V151H45L46 150V148H42V150H39L38 148L40 147V146H36V145H34V144H29V143H25L24 145H26V147H24V145H20V147H16V148H14V149H10L11 151L10 152H12V151H14V152H17L18 153V159L17 160H12V161H14V162H12V161H10V160H6L7 162H3L2 160H1V164H0V166H1V171H0V199H1V202L0 203H2V205L0 206V219H1V221H0V264H77V262L79 261V263L80 264H115V262H117V263H120V264H130L133 260L136 262V263H134V261H133V263H131V264H264V164H260L257 160H255V158L252 156L251 157V153L247 150V146L248 145H250L249 143V140H250V138H248V137H251V135H250V133H251V131L250 130H247L246 132H244V131H241V130H243V128H244V126H245V120L247 119V122H249V124H251V120H254L255 122L257 121V119L256 118H258L257 117V114H258V116H259V114H260V116L262 117V111H263V109H264V104H263V99H264V96L263 95H261L262 96V102H261V100H259L258 102H253V103H255L253 106H252V102H250V101H246L247 99H245V96L244 95H242L243 93H238V91L236 90L237 89V87H241V86H243V85H245V84H247V82H245L244 80H246V79H244L245 77L244 76H242L243 75V73H241V71L240 70H243V68H240V70H238L239 69V66L240 65H238V64H241V62L239 61L238 62V57H237V55L239 54V49L237 48V46L235 45L236 44V42H237V44H238V40L237 39H244L243 41L244 42H246L245 43V45L247 46L248 44V47L250 46V44L252 45L253 43H251V42H253V39L251 38V34L252 33H261L262 31H264L263 30V28L261 27L260 28V25L259 24H257V25H253V24H250V22L248 21V19L251 17H253V18H255L257 15H256V13H254L255 11H253V9L252 8H250L252 5H251V3H250V1L249 0H247L246 2H247V5H249L248 4V1H249V3H250V5H249V8H248V6L246 5V4H244V3H246L245 1H243V0H241V1H243V2H241L240 0H226V5H227V7H229V8H227V14H230L229 16H230V18H231V16H232V19H233V16H234V19H233V22H232V24H231V26H230V29H228L229 27H227L225 24L223 25V22L225 21V19L227 18V17H229V16H227V14L225 13V12H223L222 13V15H220V17L222 18V19H220V17L219 16H217L216 15V12L214 13V12H212V14H210L209 13V11L207 10L208 8L210 9H212V6L214 7V4L213 3H211V1H207V0H205V1H203V0H201V1H203V2H205V5H203V2H199V0H197V2H196V0H193V1H195L194 3H193V1H191ZM238 1H240V3L238 2ZM180 2H182L183 4L185 3L186 5H183L182 3H180ZM200 3V4H198V5H200V9H203V8H205V9H203V10H200V11H198V16H197V11L196 10H199L198 9V6L196 5V3ZM208 2V3H207ZM231 2V3H230ZM206 3H207V6H206ZM234 3H238L237 4V6H236V4H234ZM178 4V5H177ZM209 4V5H208ZM213 4V5H212ZM231 4H233L232 6H229V5H231ZM239 4H241V5H239ZM180 5V6H179ZM195 5V6H194ZM212 5V6H211ZM243 5L246 7L245 9H244V7H243ZM176 6H179V7H176ZM185 6V7H184ZM186 6L188 7V8H186ZM205 6V7H204ZM210 6V7H209ZM234 6H236V7H238L237 9H236V7H234ZM242 8H241V7ZM180 7H183V8H185V10L184 11H180ZM195 8H196V10H195ZM207 8V9H206ZM235 8V9H234ZM240 8H241V10H240ZM139 8L137 7V9L136 10H138ZM140 9H141V11H143L144 10V12H146V16L147 17H149L148 19H150V21H152L153 20V26L152 25H150V26H152L153 27V30L152 31H154V32H157V33H159L160 35H162L161 34V32H164V29H163V22H161V21H164V19L162 18V14L160 13V12H156V11H154V9L153 8H146V9H142V7H140ZM151 10L150 12L148 11V10ZM192 9V10H191ZM239 9V11H240V13H237L238 10ZM248 9V10H247ZM146 10V11H145ZM191 12H190V11ZM194 10V11H193ZM206 10L208 11V13L206 12ZM242 10H245V12H242ZM250 10H252V11H250ZM154 11V12H153ZM188 11V12H187ZM147 12L149 13V15H147ZM204 12V13H203ZM231 12H232V14H231ZM235 12H236V14L238 15H241V16H243L244 14V18L245 19H243V17H241V16H239V17H241L240 19H239V17L237 18V19H235L236 18V14H235ZM250 12V13H249ZM252 12H253V14H252ZM185 13H187V14H189V13H191V14H189L190 15V17L187 15V14H185ZM192 13H194V14H192ZM206 13V14H205ZM248 13L250 14V15H248ZM20 15L22 14L21 13V8H20V13H19ZM157 14V15H156ZM160 14V15H159ZM208 14V15H207ZM210 14V15H209ZM216 16H215V15ZM223 14L225 15V16H227V17H225V16H223ZM235 14V15H234ZM196 15V16H195ZM202 15V16H201ZM193 16V17H192ZM212 16V17H211ZM215 18H214V17ZM247 16H249V17H246ZM154 17L156 18V19H154ZM197 17V18H196ZM198 17H200V19H201V21H203V22H201L200 21V19L198 18ZM203 17H204V19H203ZM162 20H161V19ZM178 18V19H177ZM195 18V19H194ZM205 18H207V19H205ZM212 18H214L213 20H211ZM217 18H218V20H217ZM250 18V19H251ZM222 20V22H220V20ZM244 21H247V22H244ZM159 20H161L160 22H161V24H163V25H161V24H159L158 25V23H160L159 22ZM204 20H206V21H208V23L206 22V21H204ZM236 20V21H235ZM238 20V21H237ZM242 20V21H241ZM149 21V22H150ZM157 21H158V23H157ZM200 21V22H199ZM240 21H241V25H242V28H243V31L245 30V29H250V30H248V32L249 33H251L253 30V32L251 33V34H248L247 35V33H245V36H243V37H241V36H239V37H237L236 38V40H235V38H232L231 37V35L229 34V32H231L230 30H232V28H234L233 30H235V31H242L241 29L242 28H240L239 27V25H240ZM156 22V23H155ZM207 23L206 25H207V27L204 25L205 23ZM237 22V23H236ZM244 22V23H243ZM141 23V24H140ZM152 23V22H151ZM150 23V24H151ZM218 24V25H216V24ZM136 24L140 27L141 26V28H145V27H147L148 25H147V23L146 22H139L138 20L136 21ZM157 24V25H156ZM222 24V25H221ZM237 24H239V25H237ZM246 24V26H244ZM143 25V26H142ZM145 25V26H144ZM147 25V26H146ZM205 26L206 27V29L204 28V30L202 29L203 28V26ZM208 25H209V27H208ZM216 25V26H215ZM220 25H221V27H220ZM251 25H252V28H251ZM161 27L160 28V30H161V32L159 31V28L157 29V27ZM163 26V27H162ZM224 26V27H223ZM236 26H237V28H236ZM152 27H150V30H151V28ZM195 27V28H194ZM218 27H219V30H218ZM246 27V28H245ZM254 27V28H253ZM155 28V29H154ZM199 28H200V30H199ZM225 28V29H224ZM6 29H8V28H4L2 31H5ZM189 29L185 26L184 28H182V30L183 31H185V33H192V34H194V31L193 30H191L190 32H188L189 31ZM211 29V30H210ZM222 29V30H221ZM226 29H228L229 31H227ZM251 29H252V31H251ZM256 29V30H255ZM186 30H188V31H186ZM233 30H232V32H233ZM247 30H245V31H247ZM227 31V32H226ZM234 31V32H235ZM256 31V32H255ZM220 32V33H221ZM225 32L227 33V34H225ZM4 33H7V31H5ZM258 33V34H259ZM0 34H1V32H0ZM164 34H166V32H164ZM163 34V36L162 37H165V35ZM219 36H218V35ZM262 34V33H261ZM167 35V34H166ZM208 35V36H209ZM249 36V37H248ZM4 37L5 36H3V39H2V36H0V39H2V40H4ZM171 37V38H170ZM172 37L173 36H169L168 35V40L169 41H172ZM248 39H247V38ZM228 38V39H227ZM232 38V39H231ZM171 39V40H170ZM214 39V40H213ZM242 39L240 40V42L241 43H239V44H241L242 45V43L244 44V42H242ZM252 39V41H250V40ZM0 41V43L1 42H4V41ZM234 40H235V42H234ZM216 41H218V40H216ZM232 42H234V43H232ZM224 43V46L222 45ZM7 43L5 42V43H1L0 44V49H3V50H0V58H2V60L0 59V77H1V79H0V86L2 87H0V89H2V90H5V92L4 91H0L1 93H8L9 91H11L12 90V88H14L13 89V91L15 90L16 91V93H14L15 95H13V96H11L13 99L11 100V102H13V100L15 99V101H16V103L17 104H19L20 105V107H21V104L23 103V102H25V103H23V105H22V107L21 108H26V106H27V108H28V106L31 108V102H32V98H31V96L29 95V93H26V91H27V89H28V84H29V81H30V84L32 83V82H35L36 81V79H35V77L33 76V73H32V70H34V69H37V68H39V67H37L36 68V65L34 66L33 64H29V61H28V58L26 57V55L24 56V54H20L19 56L21 57V55H23L22 56V58L20 59V57L18 56L16 59H14V60H10L9 58H11V57H7L6 58V56H4L5 54H6V52L5 51H7V54H8V52L10 51H8V50H6V48H10L9 47V45H6ZM226 44V45H225ZM229 44V45H228ZM2 45V46H1ZM6 45V46H5ZM179 45V44H178ZM223 47H222V46ZM228 45V46H227ZM227 48H226V47ZM242 46H244V45H242ZM1 47H3V48H1ZM161 47H163V45L161 46ZM164 47H168V45H164ZM163 47V48H164ZM178 47V46H177ZM232 47H233V49H234V51H233V53L236 51H238L237 53H236V55L235 54H233L232 53ZM245 47V46H244ZM248 47H245L247 50L249 49ZM162 48V49H163ZM236 48H237V50H236ZM224 49V50H223ZM5 50V51H4ZM230 50H231V52H230ZM200 51H202L201 49H200ZM219 51H221V52H219ZM5 52V53H4ZM218 52V53H217ZM222 52H223V56H224V58H223V56H221L222 55ZM219 53H221V54H219ZM228 53V54H227ZM230 53L232 54V55H230ZM6 54V55H7ZM213 54H216V55H213ZM225 55H228L227 57L225 56ZM258 55V56H257ZM2 56H4V57H2ZM212 56H214V57H212ZM216 56H219V58H218V60L220 61V57H222V60H221V62L219 63V61L217 60V58H215ZM233 58H232V57ZM234 56H235V58L237 57V59H235V62L233 61V59H234ZM24 57H26V58H24ZM51 58V56H49V55H45V58L44 59H50ZM191 57V58H190ZM259 58V59H258ZM9 59V60H8ZM18 59L20 60V62L22 63V61H23V63L26 65V67L27 68H31L30 70H28V69H24L23 70V72H21L22 74L21 75H23V76H21L22 77V79H17V80H15V82L13 83L12 82V80L15 78L14 76H12V72H10V70H8L7 69V67H6V64H7V62L6 61H9L8 63H10V64H12L13 63V61H14V63L15 62H17L18 61ZM155 58H153V59H151V60H154ZM162 58H160V60H161ZM189 59V60H188ZM216 59V60H215ZM226 59V60H225ZM4 60V61H3ZM160 60H155V61H153V64H154V62H156V63H158V61H160ZM215 60V61H214ZM11 61V62H10ZM213 61L215 62V63H213ZM223 61V62H222ZM230 61H232V63L230 62ZM238 63H237V62ZM4 62V63H3ZM152 62V61H151ZM227 62V63H226ZM230 62V63H229ZM235 64H234V63ZM253 64H255V65H257L258 63H260V56H259V54L257 53L256 54V57L254 58V60H253ZM28 63V64H27ZM209 63V64H208ZM211 63H213L215 66H216V64H218L217 66H221L222 64L221 63H223V67H221V69H220V67H218V68H216L215 69V66L213 65V64H211ZM236 63H237V66H236ZM225 64V65H224ZM231 66H229V65ZM232 64H234L236 67H233L232 66ZM31 65V66H30ZM33 65V66H32ZM208 65L209 66H211L212 67V65H213V71L211 70V72H209V73H207V72H205L206 71V69L205 68H207L208 67ZM228 65V66H227ZM1 66H4V67H2L3 69L4 68H6L7 70H3L2 68H1ZM216 66V67H217ZM243 66V65H242ZM242 66H240V67H242ZM34 67V68H33ZM227 67V68H226ZM228 67H229V69L230 70H232V71H230V72H228L229 71V69H228ZM183 68H187L186 70H184L183 71ZM196 68H198V71H200V72H198L197 71V69ZM134 69V68H133ZM133 69L132 68H130V71L132 70L133 71ZM182 69V70H181ZM234 69V70H233ZM236 69V70H235ZM179 70L181 71V72H179ZM218 72H217V71ZM221 70V71H220ZM4 71H5V73L7 72V74H5L4 73ZM49 70H47V69H45V73L46 72H48ZM204 71V72H203ZM216 71V72H215ZM233 71H236V72H239L240 71V73H236V72H233ZM2 72V73H1ZM24 72H29L28 74H26V73H24ZM193 72V73H192ZM219 72H220V75L222 76H220L219 75ZM232 72V73H231ZM117 73H119V72H117ZM231 75H230V74ZM234 73H236L235 75V77H237V78H235L234 77ZM5 74V75H4ZM9 74H11V78H9L10 76H9ZM32 74V75H31ZM188 74V75H189ZM201 74H197V75H201ZM239 74H241L240 76H239ZM26 75V76H25ZM29 75V76H28ZM30 75H31V77H30ZM119 75V74H118ZM185 75V76H186ZM187 75V76H188ZM196 75V76H197ZM233 75V76H232ZM5 76V77H4ZM7 76H9V77H7ZM229 76H231V77H228ZM9 78V79H11V80H7V78ZM20 77V76H19ZM20 77V78H21ZM203 77V78H204ZM221 77V78H220ZM234 79H233V78ZM240 77H242V78H240ZM4 78H5V80H4ZM30 78L32 79V80H30ZM28 79H29V81H28ZM223 79V80H222ZM226 79V80H225ZM228 79H230V81H233V83L232 82H230V81H228ZM236 79H238V80H236ZM241 79V80H240ZM4 80V81H3ZM7 80V81H6ZM20 80V81H19ZM23 81V83H21L22 81ZM203 80V79H202ZM202 80H199V81H194V83L190 86L191 87V89H189V90H192V91H195V90H198V88L199 87H201V88H199V89H202V87H203V85H204V81H202ZM236 80V81H235ZM240 80V81H239ZM9 81V84L10 85H12V86H10V85H8L7 84V82ZM10 81L12 82V83H10ZM17 81V82H16ZM26 81V82H25ZM200 81H202V82H200ZM226 81L227 82H229V85L232 83L233 85H230L231 86V88H230V86L228 85V83L225 85V84H223V83H226ZM235 81V82H234ZM237 81H239V82H237ZM243 81V82H242ZM247 81V80H246ZM3 82V83H2ZM19 82L21 83V85L19 84ZM28 82V83H27ZM157 80H155L154 81V85H153V88L155 89L156 87V90H154V92H155V94H156V96H158V99L159 98H162V93H161V90L159 89V87H161L162 85L158 82ZM197 82V83H196ZM237 82V83H236ZM261 84H262V86H264V79H262L261 81ZM3 85H2V84ZM5 83H6V85H5ZM25 83H26V85H25ZM236 83V84H235ZM241 84V85H239V84ZM245 83V84H244ZM19 84V85H18ZM203 84V85H202ZM8 85V86H7ZM158 85V86H157ZM195 85V86H194ZM218 85H220V86H218ZM223 85V86H222ZM6 87V88H4V87ZM14 86V87H13ZM23 87V88H19V87ZM25 86V87H24ZM197 86H198V88H197ZM228 86V88H230V89H232L234 86H235V90H234V88H233V91L234 92H231L232 90H230V89H226V87ZM233 86V87H232ZM27 87V88H26ZM195 88L194 90H193V88ZM217 87V88H216ZM218 87H220V88H218ZM225 89H224V88ZM18 88V89H17ZM177 88H178V90H177ZM17 89V90H16ZM19 89L21 90V91H23L22 93L19 91ZM25 89V90H24ZM219 89H220V91H219ZM159 92H158V91ZM218 90V91H217ZM225 90V91H224ZM14 91V92H15ZM17 91H18V93H17ZM178 91H180L181 93V95L179 94V92ZM217 91V92H216ZM157 92V93H156ZM176 92V93H175ZM218 92H219V95H222L221 97H223L225 94V96L224 97H227L226 98V100H229V101H226L225 102V99H220L221 97L218 95ZM225 92H227V93H225ZM229 92H231L232 93V95H231V93H229ZM235 92H236V94H235ZM6 93V94H7ZM20 93V94H19ZM23 93H25V94H23ZM178 93V95L176 96V94ZM189 93V92H188ZM217 93V94H216ZM223 93H225V94H223ZM235 94V98H233L234 100H236V101H233V100H231L232 98L231 97H234V94ZM21 94H23V95H21ZM27 94V95H26ZM132 94V97H134L135 95H133L134 93L132 92L131 93ZM161 94V95H160ZM29 95V96H28ZM229 95L231 96V97H229ZM17 96H18V98H17ZM20 96V97H19ZM24 96H25V98H24ZM30 99H28L27 97ZM189 96H190V93H189ZM239 96L240 97H243L244 96V99L243 98H241V99H243V100H240V98H239ZM136 97V96H135ZM178 97H180V99H178ZM17 98V99H16ZM28 100H27V99ZM58 98L60 99V97L58 96ZM190 98V97H189ZM214 98H216V99H214ZM218 98V99H217ZM178 99V100H177ZM21 100H23V101H21ZM161 100V99H160ZM179 100H181L180 102H178ZM223 102H222V101ZM245 100V104H242L241 105V103H243V101ZM31 101V102H30ZM199 101V100H198ZM240 101V102H239ZM20 102H22V103H20ZM28 102H29V104H28ZM36 102V100H33V103H35ZM183 102V103H182ZM187 102H189L188 104H190V105H187L186 103ZM229 102H231L232 104H233V102L235 103V104H233L234 106H231V110L229 109L230 108V103ZM248 102H249V105H251V106H248L247 107V111H245V112H242L243 111V109L241 108V109H239L240 110V113H238L239 112V110H237L235 107V105H237V107H245L247 104H248ZM212 102L211 103H207V105H209L210 104V106H212V104H213ZM229 104V105H227L226 106V104ZM238 103H239V105H238ZM262 103V104H261ZM184 106H183V105ZM195 105V107L194 108H192V106L191 105ZM222 104V105H221ZM187 105V106H186ZM199 105V106H198ZM200 105H201V107H205V108H201L200 107ZM244 105V106H243ZM256 105V106H255ZM180 106H183V107H180ZM188 106L189 107H191L192 108V111L191 110H183V109H187L188 108ZM197 106V107H196ZM129 107V106H128ZM187 107V108H186ZM199 107V108H198ZM222 107V108H221ZM223 107H225V109H223ZM255 107H256V112H254L253 111V108H254V110H255ZM26 108V109H27ZM29 108V110L27 109V111H30L31 113H32V115L34 116V114L36 113V114H38V115H36V116H34V117H32L31 119H33V121L30 119V122H32V124L34 123L35 125H38L37 123H39V118H37V116L39 117V113H37V112H34L33 111V109H30ZM130 108L132 109V106H130ZM179 108H182V109H179ZM191 108H189V109H191ZM201 108V109H200ZM234 108H235V111H234ZM246 108V107H245ZM249 108H250V110H249ZM259 108V109H258ZM260 108H262V109H260ZM179 109V110H178ZM194 109V110H193ZM197 109H200V112H204V113H202L203 114V116H201L202 114L199 112V110H197ZM203 109V110H202ZM205 109V110H204ZM196 110V111H195ZM216 112H215V111ZM220 110V111H219ZM223 112H222V111ZM229 111V115H228V111ZM253 112H252V111ZM190 111V112H189ZM210 111V112H209ZM219 111V112H218ZM231 111V112H230ZM249 111V112H248ZM101 111H98L97 113H96V115H97V117L98 118H102V116H103V112H101ZM182 112L183 113H185V112H189L188 113V115H190V118H192L193 120H194V122H192L191 123V120L192 119H189V117H186V119H188V120H190L189 122V126H188V129H189V131H188V129H187V133L184 131V133L183 132H181L180 131V133H179V131H177V130H179L180 128H178V127H176L175 125H177V122H178V120L179 119H181V117H183L184 118V116H183V114H182ZM218 112V113H217ZM232 112H236L235 113V115L237 114V116H235L234 115V118H233V120H232V118H231V113ZM252 112V113H251ZM48 113V111H45V114H47ZM194 113H195V115L197 116V117H195V119H194ZM215 113H216V115H215ZM220 113V114H219ZM242 113H243V116H242ZM248 113V114H247ZM252 115H251V114ZM257 113V114H256ZM100 114V115H99ZM102 114V115H101ZM193 115V117H191L192 115ZM213 114L216 116L215 118H211V117H213ZM228 116H227V115ZM244 114H247L246 116H244ZM262 114V115H261ZM187 115V116H188ZM200 115V116H199ZM204 115H205V117H204ZM253 115H255L254 116V118H252L251 119V117L253 116ZM168 116V117H167ZM171 116V117H170ZM217 116H219V117H217ZM239 116H241V117H243V118H239V120H238V117ZM249 116V117H248ZM259 116V117H260ZM36 117V118H35ZM168 119H167V118ZM233 117V116H232ZM235 117H237V119L235 118ZM163 118V119H162ZM165 118H166V120H165ZM207 118V119H206ZM218 118V119H217ZM229 118V119H228ZM249 118V119H248ZM38 119V120H37ZM152 118H151V120H149V121H154ZM174 119H176V120H174ZM178 119V120H177ZM213 119V120H212ZM244 119V120H243ZM259 119V118H258ZM263 119H264V115H263V117H262V119L260 118V123L261 124H263ZM36 120V121H35ZM230 120H231V122H230ZM240 120H241V123H240ZM262 120V121H261ZM162 121V122H161ZM202 121H205V122H202ZM206 121H207V123L208 122H210V123H208V125H209V127H208V125H207V123H206ZM238 121V122H237ZM254 121H252V123H255ZM37 122V123H36ZM162 124H161V123ZM197 122V123H196ZM234 122V123H233ZM236 122V123H235ZM244 122V123H243ZM159 123H160V125H159ZM179 123V122H178ZM231 123V124H230ZM194 127V129H193V127H192V129H191V125ZM228 125V126H226V125ZM240 124H242V125H240ZM207 126L206 128L205 127H203V126ZM241 126V127H240ZM246 126H247V123H246ZM245 126V127H246ZM190 127V128H189ZM196 127V128H195ZM202 127L205 129V130H202V131H200V129L199 128H201L202 129ZM211 127V128H210ZM223 127H225L224 128V130L226 129L227 130V128H229V130L230 131H236V129H241L240 131V137L242 136V138H246V139H242V138H239V139H241V141L237 138L238 137V135L237 136H235V134H233L232 135V137L231 136H229L228 135V131H222V129H223ZM239 127V128H238ZM243 127V128H242ZM45 128V129H44ZM176 128H178V129H176ZM199 129V130H198ZM245 129V128H244ZM10 130V129H9ZM43 130L45 131V130H47V132L49 133V130H48V128H47V126L46 125H43ZM193 130V131H192ZM11 132H7V135H8V140H12V141H15V140H18V133L15 131V130H10ZM42 132L41 133V135H43V136H45V137H47V139H50L51 137H52V135L51 134H47L46 132ZM175 131V132H174ZM201 133V134H204V136L203 135H201L199 132ZM206 131V132H205ZM14 132V133H13ZM176 132H178L179 134L177 135V133ZM203 132H205V133H203ZM221 132V133H220ZM233 132V133H234ZM244 132V133H243ZM250 132V133H249ZM184 135H183V134ZM222 133H226V135H228L229 137H231V138H229L230 140L232 139V140H234L233 142H231V141H229L228 142V139H227V137L228 136H224ZM45 134V135H44ZM245 134V135H244ZM250 136H249V135ZM16 135H17V137H16ZM154 135V136H153ZM152 136L151 135H148L151 139H152V137H154L155 138V140H154V138L152 139V141L150 142V143H152V144H154V145H159L160 146V148H164L165 147V145H163L164 144V142L163 141H161L160 140V138H159V135L157 134V136H155L156 134H153ZM222 135V136H221ZM14 136V137H13ZM31 135H29L28 136V142L30 141V143H32V140H33V138H31L30 137ZM184 136V137H183ZM188 136V138L189 139H187L186 137ZM233 136H235L234 137V139H233ZM248 136V137H247ZM10 137V138H9ZM223 137V138H222ZM22 138H24V139H26V135L24 134V136L22 137ZM149 138V141L151 140ZM185 138V139H184ZM222 138V139H221ZM203 139V140H202ZM224 139V140H223ZM239 140V142H237L238 140ZM199 140V141H198ZM222 140V141H221ZM243 140H245V141H243ZM49 141V140H48ZM155 141H157V142H155ZM224 141H226V142H224ZM245 142V144L247 145V146H245V144L243 143V142ZM202 142V143H201ZM236 142V144H233V143H235ZM1 144V148L0 149H3L4 147H6V143H0ZM161 144H162V147H161ZM227 144H228V146H227ZM30 145V146H29ZM226 145V146H225ZM10 146V145H9ZM29 146V147H28ZM35 146H36V148H35ZM43 146V145H42ZM41 146V147H42ZM222 146H225V147H222ZM243 146V147H242ZM23 147V148H22ZM41 147H40V149H41ZM249 147V146H248ZM20 148V149H19ZM28 148H29V150H28ZM33 148V149H32ZM38 149V150H36V152H35V149ZM225 148V149H224ZM243 148V149H242ZM22 149V150H21ZM43 149H44V153L42 152L43 151ZM179 149L180 150H182V152L179 150V152L181 153V155L183 154V153H185V154H183V156H185V155H190L192 152L191 151H187L186 149H184L183 147H179ZM220 149H221V151H220ZM226 149H227V151H228V153H226L227 151H226ZM17 150V151H16ZM20 150V151H19ZM27 150V151H26ZM197 150V151H196ZM245 150V151H244ZM246 150H247V153H246ZM186 151V152H185ZM223 151V152H222ZM226 151V152H225ZM242 151V152H241ZM29 154H28V153ZM30 152H32V153H30ZM48 154H47V153ZM13 153V152H12ZM33 153H34V156H33ZM35 153L37 154H39V155H41L40 157L38 156V155H35ZM46 153V154H45ZM49 153H50V155H49ZM73 155V158H72V155ZM198 153V154H199ZM242 153V154H241ZM244 153V154H243ZM32 154V156H30ZM43 154H45L44 156H43ZM71 156H70V155ZM32 157L33 158V160H32V158L30 159L29 157ZM46 155H49L48 157H49V162L47 161L48 160V158H47V156ZM38 156V157H37ZM53 158H52V157ZM27 157H28V159H27ZM35 157V158H34ZM46 157V158H45ZM55 157H56V159H58V160H55ZM155 157H157V155H155ZM22 158V159H21ZM39 158V159H38ZM44 159V161H43V159ZM254 159V161H253V159ZM26 159V160H25ZM30 159V160H29ZM36 159H38V160H36ZM41 159V160H40ZM53 159V162L51 161ZM73 159V160H72ZM220 159V160H219ZM58 161V163L56 162V163H54L55 161ZM66 160V161H67ZM75 160V163H73V161ZM32 161V162H31ZM34 161V162H33ZM35 161H36V163H39V164H37V165H34L35 164ZM39 161H41V162H39ZM48 162V163H43V162ZM9 162H10V164H9ZM11 162H12V164H11ZM80 162V161H79ZM171 162V161H170ZM169 162V163H170ZM44 164V167H46L47 165V169L48 168H50V169H46V168H42L43 166H39L40 164ZM49 163L51 164L52 163V165L51 166H53L54 168H52L51 169V167H49L50 165H49ZM60 163H61V165H63V167L62 166H60ZM64 163V164H63ZM29 164H31V166L29 165ZM41 164V165H42ZM56 164V165H55ZM192 164V165H191ZM223 164V165H222ZM224 164H226V165H224ZM260 164V165H259ZM28 165H29V169H28ZM58 165V166H57ZM160 165H161V167H160ZM160 165H157L156 167L159 169H163L165 166H164V164L162 163V164H160ZM170 165H173L172 164V162L170 163ZM197 165V166H196ZM3 166V167H2ZM13 166H16V169L14 170V172L12 171V169H13ZM37 166V168H42L41 169V171L44 173V171L46 170V172H45V174H44V176L45 177H42V182H41V179L39 180V178H41L40 176H38V177H36V180H37V182L38 183H35L36 181H30L31 179V177H32V179L33 180H35V177H34V173H39L40 172V170L39 169H37L36 168V170H35V168L34 167H36ZM61 168H60V167ZM74 166H77L78 168V170L79 171H81L80 173H79V171H77V169H75L74 168V170H75V172H77V174H75L74 173V171H72V167H74ZM8 167V168H7ZM10 167H12V168H10ZM20 167V168H19ZM22 167V168H21ZM26 167H27V169L30 171H27L26 170ZM32 169H31V168ZM65 167V168H64ZM70 169H68V168ZM171 167H173V166H171ZM197 168L198 169V171H197V173H196V169L195 168ZM236 169H235V168ZM18 168V169H17ZM25 168V169H24ZM34 168V169H33ZM140 168H141V170H140ZM150 168V167H149ZM148 168V169H149ZM4 169H7V170H4ZM31 169V170H30ZM57 169V170H56ZM60 169H61V171H60ZM107 169V170H106ZM125 169V170H124ZM193 169V170H192ZM210 169V170H209ZM235 169V170H234ZM261 169V170H260ZM17 170L19 171V172H17ZM32 170H34V171H32ZM44 170V171H43ZM58 170L60 171V172H62V171H64L66 174V177L67 176H69L70 174H73V177H75V179H77L78 181H81L80 179H83L85 182H88L87 184L86 183H84V186H85V188H87V189H85L87 192L86 193H88V194H94V198H96V202L94 203V205H95V207H94V209L92 210V206H88L87 205V202L86 201H81V200H85V199H82L83 197H82V195L80 194V193H82V191H83V187L81 186V188H82V191H80L81 189L79 188V190H78V188H77V190L75 189V184H73V185H69V187H67L68 185H66L65 187L61 184V181L62 182H64L63 181V179H65V175H64V172H62L63 174H61L60 172H58ZM67 170H68V172H69V174L67 173ZM109 173L110 172V170H111V168H109V167H107V166H104V172H106V171ZM120 170H121V173L119 174V172H120ZM144 170V171H143ZM179 170H180V172H179ZM263 170V171H262ZM27 171V172H26ZM36 171V172H35ZM51 171V172H50ZM53 171V172H52ZM113 171V170H112ZM110 172V173H112L113 174V172H115V171H113V172ZM130 174H127V172ZM181 171H183V173L181 172ZM229 171H230V173H229ZM235 171V172H234ZM238 171V172H237ZM32 172V173H31ZM42 172H40V173H42ZM48 172V173H47ZM73 172V173H72ZM106 172V174L108 175V173ZM144 172V173H143ZM185 172H186V174H185ZM187 172H188V174H187ZM189 172H191V174L189 173ZM193 172L196 174H193ZM199 172V173H198ZM2 173V174H1ZM18 173H19V175H18ZM51 173V174H50ZM58 175H56V174ZM59 173V174H58ZM109 173V174H110ZM126 173V174H125ZM141 173V174H140ZM174 173V174H175ZM177 173H178V175H177ZM182 173V174H181ZM13 174V175H12ZM27 174H29L28 176H27ZM33 174V175H32ZM50 174V175H49ZM52 174H54L53 176L55 177H53L52 176ZM75 174V175H74ZM82 174V175H81ZM124 174V175H123ZM184 174V175H183ZM192 174H193V176H192ZM18 175V177H16V176ZM48 177H47V176ZM56 175V176H55ZM64 175V176H63ZM81 175V176H80ZM128 175V177H126V178H129L128 180L129 181H127V180H125L126 178L124 177L123 178V176H127ZM143 176V178H144V176H145V178L144 179H142V177L141 176ZM188 175V176H187ZM191 175V176H190ZM205 175V176H204ZM257 175V176H256ZM9 176V177H8ZM50 176V177H49ZM60 176H63V177H60ZM71 176V175H70ZM115 176H117V174H115ZM138 176V178L139 177H141L140 179H138V180H136L137 177ZM196 176V177H195ZM203 176V177H202ZM256 176V177H255ZM5 177V178H4ZM28 177H30V178H28ZM51 177L53 178V180L51 179ZM59 177L60 179H62V180H59V179H57V178ZM72 177V176H71ZM79 177H81V178H79ZM130 177H131V179H130ZM189 177H190V179L191 180H189ZM212 177H214V178H212ZM218 178V179H216V182H215V178ZM13 178V179H12ZM38 178V179H37ZM47 178V179H46ZM134 178V179H133ZM136 178V179H135ZM239 178V179H238ZM15 179H16V181H15ZM17 179H18V181H17ZM49 179V180H48ZM55 179H57V180H55ZM90 179V180H89ZM213 179V180H212ZM2 180V181H1ZM29 180V181H28ZM45 180V181H44ZM46 180H48V182H46ZM87 180V181H86ZM131 180V181H130ZM132 180H136L134 183H138V185H137V183L136 184H134L133 182H132ZM217 180H219V181H217ZM249 180V181H248ZM92 181V182H91ZM125 181H127L128 183H132L131 185L130 184H128L127 185V183L125 182ZM138 181H140V182H138ZM4 182V183H3ZM31 184H30V183ZM32 182H34L35 184H39V186H36L35 184H33ZM43 183V185L42 184H40V183ZM44 182H45V184H47L46 185V187H45V185H44ZM51 182V183H50ZM56 182V183H55ZM141 182H142V184H141ZM12 185H11V184ZM29 183V184H28ZM55 184L56 186H54L53 184ZM58 183L59 184H61L62 185V187H64L67 191H68V189L69 190H71L69 193H71L72 195L71 196H68V198L70 199V201H71V199H72V201L71 202H73V203H71L70 201H68L69 199L67 198V200L66 199H58V200H55V201H58V202H56V204L58 205V203L60 204V206H59V208H60V210H59V208L57 209V205L55 204V201H50V200H47L46 202H43V199H41L42 197H48V195H49V193H52V191H55V192H57V193H54V194H58V191H56L55 189H54V187H56V189H57V187H58V190L59 191H62L64 188H61V185L60 186H58ZM94 183V186H91L92 184ZM241 183V184H240ZM249 183V184H248ZM8 184V185H7ZM10 184V185H9ZM120 184V185H121ZM125 184H126V186H125ZM189 184V185H188ZM29 185V186H28ZM32 185H34V187L32 186ZM42 185V186H41ZM49 185H52L51 186V188H50V186ZM131 187H130V186ZM134 185V186H133ZM135 185H137V186H135ZM139 185H143V186H139ZM178 185V186H177ZM187 185V186H186ZM209 185V186H208ZM223 185V186H222ZM44 186V187H43ZM72 188H71V187ZM88 186V187H87ZM103 186V187H102ZM125 186V187H124ZM129 186V187H128ZM133 186V187H132ZM189 186V187H188ZM30 187V188H29ZM32 187V188H31ZM39 187H41V189H39ZM135 187V188H134ZM138 187V188H137ZM141 187H142V189H141ZM244 187V188H243ZM4 188V189H3ZM34 188V189H33ZM54 190H53V189ZM94 190H93V189ZM125 188H127V190L125 189ZM129 188L131 189L130 191H128L129 190ZM140 188V189H139ZM199 188H200V191H202L203 193H198V195L197 196H199V198L198 197H196V195H195V193H197L198 191H199ZM35 189H37V190H35ZM48 189V190H47ZM64 189V190H65ZM125 189V190H124ZM137 189V190H136ZM138 189H139V191H138ZM50 190V191H49ZM76 190V191H75ZM119 190H121L120 192H122L123 193V190H124V192H127L126 194L125 193H123V194H119L117 191ZM144 190H146L145 192H143ZM183 190H185V192H181V191H183ZM193 191V192H191L190 193V191ZM49 191V192H48ZM78 194V195H80V196H76V195H73V193H75V192ZM78 191V192H77ZM116 191V192H115ZM132 191V192H131ZM141 191H142V193H141ZM196 191V192H195ZM232 191V192H231ZM4 192H6V193H9V194H6V196H5V194H4ZM32 192H34V193H32ZM36 192V193H35ZM73 192V193H72ZM80 192V193H79ZM94 192V193H93ZM105 192V193H104ZM106 192H107V195H106ZM187 192V193H186ZM204 192H205V194H206V197H205V194H204ZM3 195H2V194ZM38 193V194H37ZM43 194V196L42 197H40V194ZM75 193V194H76ZM128 193H131V194H128ZM147 195H146V194ZM208 193V194H207ZM37 196V198H39L40 200H41V202H40V200L38 199L35 203H33V205L32 206H30V204L28 203V201H30V200H28L27 201V199H29V197H30V199H31V197L32 196H35V195ZM41 194V195H42ZM134 194V195H133ZM145 194V195H144ZM192 194V195H191ZM204 196H203V195ZM38 195H39V197H38ZM122 195L124 196V197H122ZM131 195V196H130ZM188 195V196H187ZM195 195V196H194ZM210 197H209V196ZM7 196H9V197H7ZM76 196V197H75ZM92 196V195H91ZM97 196H99V199H100V197H101V201L98 199V197ZM105 196H107L108 198V200L109 201H106L107 199H106V197ZM145 196V197H144ZM189 196H190V198H189ZM192 196V197H191ZM3 197H6L5 198V200H4V198ZM76 198V200H78V201H73V199H75ZM111 197V198H110ZM131 197L132 198H134L133 199V201L131 200ZM146 197H147V199L148 200H146ZM178 197H179V202H180V204H179V202H177L178 201ZM183 197V199H181ZM196 197V198H195ZM201 197V198H200ZM259 197V198H258ZM2 198H3V200H2ZM12 198H14L13 200H11L10 201V199H12ZM80 200H79V199ZM125 198V199H124ZM142 198H143V200H142ZM192 198V199H191ZM47 199V198H46ZM136 199V200H135ZM188 199V200H187ZM189 199H191V200H189ZM7 200V201H6ZM25 200V201H24ZM112 200H113V204L112 205H109L108 206V204H104V201L105 202H108L109 204L110 203H112ZM115 200H116V202H115ZM123 200V201H122ZM129 200H131L132 202H130ZM146 200V201H145ZM168 200V201H167ZM181 200H182V203H181ZM183 200H185V201H183ZM62 203H61V202ZM63 201H65V202H63ZM81 201V202H80ZM98 201L100 202V204H102V205H104V207L101 205V206H99L100 204H98ZM136 203H135V202ZM150 201V203L148 204V202ZM186 201H187V204H185L186 203ZM188 201L190 202V201H192V202H190V203H188ZM18 202V203H17ZM24 202V203H23ZM39 202L42 204H39ZM48 202V203H47ZM50 202V203H49ZM66 202H67V204H66ZM68 202H70L69 203V205H70V207H71V205H73L74 206V209L76 208L77 209V211H76V209H75V211L72 209V207H71V209L70 208H68L69 207V205H68ZM83 202H85V203H83ZM119 202V203H118ZM123 202V203H122ZM127 202V203H126ZM130 202V203H129ZM134 202V203H133ZM139 202V204H137ZM166 202V203H165ZM195 202V203H194ZM4 203H6V204H8L9 206H8V208L6 207L7 205L6 204H4ZM25 203H28L29 204V206H30V208L27 210V208L26 207H28V206H24V204ZM44 203L46 204V205H44ZM53 203V204H52ZM66 204L67 205V208H65V207H63L64 206V204ZM83 203V205L82 206H84V207H81V204ZM97 203V204H96ZM135 204L137 207L135 208L134 206L132 207V205H130V204ZM177 203H178V205H177ZM193 203V204H192ZM35 204V205H34ZM63 204V205H62ZM115 204V205H114ZM126 204H129L128 206H127V208H128V210H127V208L124 206V205H126ZM160 204H162V208L165 210H163L162 208H161V210L160 211H162V212H160L159 211V209H160ZM166 204H168V205H166ZM171 204V205H170ZM183 204V205H182ZM190 204L194 207V205H195V208H190ZM25 205H27V204H25ZM40 205V206H39ZM49 205H51V206H49ZM86 205V206H85ZM105 205H106V208H107V210H106V208H105ZM116 206V207H114V206ZM120 205V206H119ZM188 205V206H187ZM38 206V207H37ZM41 206H43L42 208H41ZM45 206V207H44ZM101 207V208H99V207ZM180 206V207H179ZM186 208H185V207ZM31 207H33V208H38V209H33V208H31ZM55 207V208H54ZM86 207H87V209H88V207H89V209L87 210L86 209ZM92 207V208H91ZM122 207V208H121ZM153 207H154V209H153ZM170 207V208H169ZM178 207L179 208H182L183 210H181V209H178ZM184 207V208H183ZM196 207H197V209H196ZM7 208V209H6ZM63 208V209H62ZM65 208V209H64ZM81 208H83L84 210V212H87L86 214H87V217H88V215L89 216H91V217H89L90 218V220L92 219V221H90L88 218H86L84 221H87V224H83V225H80V224H78V221H80V220H78V219H80V217H79V212L81 211V214H83L84 215V213H82L83 211H82V209L80 210ZM110 208V209H109ZM112 208V209H111ZM116 208V209H115ZM117 208H119V210L121 211H119V213H116L117 215H121V213H122V216H120V217H122V219H120V217H119V219H118V223H111L110 224V222H112V221H109V218L111 219L113 216H116V214L114 213L115 211H117ZM130 208H131V210H130ZM133 208V209H132ZM150 208H152V209H150ZM159 208V209H158ZM33 209V210H32ZM39 209H40V211H39ZM45 209V210H44ZM69 209V210H68ZM78 209H79V211H78ZM98 209H100V210H98ZM114 209V210H113ZM124 209V210H123ZM135 209V210H134ZM169 209V210H168ZM175 209H177V210H175ZM194 209V210H193ZM58 210L59 211H61L62 212V214L60 213V212H58ZM70 212V214H68L69 212ZM85 210H87V211H85ZM91 210V211H90ZM99 212H98V211ZM101 210H103L102 212H100ZM104 210H105V212H104ZM124 211V213H123V211ZM150 210L152 211V212H154V215H155V213H157V215H158V213H159V215L158 216H156V217H158L159 218V223L157 224V225H150L149 224V222L150 221H147V220H149V218H151V217H155L154 215H152V213H150ZM154 210V211H153ZM169 212H168V211ZM174 210V211H173ZM191 210V211H190ZM45 211H46V213H45ZM49 213H48V212ZM73 211V212H72ZM94 211V212H93ZM107 211L109 212V214L107 213ZM112 211V212H111ZM128 211V212H127ZM134 211V212H133ZM177 211V212H176ZM51 212V213H50ZM90 212V213H89ZM104 212V213H103ZM118 212V211H117ZM133 212V213H132ZM164 212L165 213H167L166 215L164 214ZM201 212V213H200ZM204 212H206L205 214V216H204V214L203 213ZM64 213V214H63ZM74 213H76V214H74ZM78 213V214H77ZM91 213H92V215H91ZM104 215H103V214ZM114 213V214H113ZM125 213L127 214V213H129V215L128 216H123V214L125 215ZM143 213V214H142ZM145 213H147L146 215H144ZM172 213V216L170 215ZM200 213V214H199ZM209 215H208V214ZM211 213V214H210ZM48 214H53L52 215V217H51V215H48ZM85 214V215H86ZM97 214V215H96ZM100 214V215H99ZM112 216H111V215ZM140 214H142V215H140ZM148 214L151 216H148ZM161 214V215H160ZM9 215V216H8ZM12 215V216H11ZM69 215H71L72 217H70ZM105 216V217H103L105 220L104 221H100L99 219H103V218H99V216ZM108 215V216H107ZM130 215H131V217L133 218L134 217V219H132V218H130ZM132 215H134V216H132ZM141 217H140V216ZM171 217V218H169V216ZM201 215V216H200ZM49 216V218H50V220H49V218H47ZM63 216V217H62ZM74 216H77V218L78 219H76ZM92 216H96V217H92ZM209 216H211L212 217V219H210L211 217H209ZM26 217V218H25ZM28 217V218H27ZM74 217V221L71 219V218H73ZM108 217V218H107ZM125 217H127V218H130L131 220V222L129 221V219H127V218H125ZM140 217V218H139ZM142 217H145V219L143 220V222H142V220H140ZM147 217V218H146ZM165 217H167L166 219H165ZM25 218V219H24ZM47 218V219H46ZM63 218V219H62ZM66 218V219H65ZM137 218V219H136ZM179 218H181V219H179ZM190 218V219H189ZM196 218V219H195ZM26 219H27V221H26ZM113 219V218H112ZM177 219H179V220H177ZM184 219V220H183ZM28 220H29V222H28ZM70 222V224H71V226H70V224H69V222ZM108 220V221H107ZM126 220V221H125ZM135 220H138V221H135ZM16 221V222H15ZM23 221H26V222H24L23 223ZM44 221H46V223H47V227H46V230H41L40 229V226L43 224V223H45ZM48 221H50V224L48 225ZM93 221H94V223H93ZM98 222V224H97V222ZM123 221V222H122ZM139 221H140V223H141V225H140V223H139ZM145 221V222H144ZM183 223H182V222ZM231 221V222H230ZM235 221V222H234ZM239 221H240V223H239ZM77 222V223H76ZM102 224H101V223ZM119 222H121V223H119ZM128 222V223H127ZM132 222H134V223H132ZM187 222V223H186ZM191 222V223H190ZM17 223V224H16ZM67 223V224H66ZM101 225H100V224ZM127 225H126V224ZM231 223V224H230ZM233 223V224H232ZM236 225H235V224ZM237 223H239L240 225H241V227L239 226V224H238V226H237ZM242 223V224H241ZM119 225V228H118V225ZM123 224V225H122ZM161 224V225H160ZM229 224V225H228ZM60 225V226H59ZM74 225V226H73ZM87 225H89V227L87 226ZM111 225H113V226H111ZM148 225V226H147ZM232 225H233V227H234V229H233V227H232ZM242 225H243V227H242ZM38 226H39V229L40 230H38ZM49 226V227H48ZM74 228H73V227ZM76 226V227H75ZM99 227L100 228V231L102 230V233L100 232V231H97L98 229L96 228V227ZM106 227V228H104V229H102V227ZM128 226V227H127ZM130 226V227H129ZM140 226H142V227H145L147 230H145V228H143V230H145V231H143L142 230V227H140ZM159 226V227H158ZM230 226H231V228H230ZM36 228V233H39V234H37V236H38V238H42V236L44 235V239H38L37 237H33V234H34V232H33V229L34 228ZM82 228V229H80L79 230V228ZM115 227V229H117L116 230V232H115V229H113ZM117 227V228H116ZM127 227V228H126ZM237 227H238V229H237ZM64 228V229H63ZM67 228V229H66ZM71 228H73L72 230H71ZM78 228V229H77ZM86 228H92L94 231V233H92L91 232V230L90 229H86ZM97 230H96V229ZM138 228H140V230L138 229ZM153 228V229H152ZM242 228V229H241ZM87 230L86 232L85 231H83V230ZM105 229H107L106 231H104ZM149 229L151 230V232L149 231ZM154 229H155V235L154 234H151L152 233V231H153V233H154ZM156 229H159V230H161V231H159V230H156ZM65 230V231H64ZM70 231L71 232V235L68 233V231ZM120 232H119V231ZM130 230V231H129ZM38 231V232H37ZM39 231H41V232H39ZM72 231H73V233H72ZM74 231H75V235H73L74 234ZM90 231V232H89ZM96 231H97V234H96ZM104 231V232H103ZM112 231V234L110 233ZM114 231V232H113ZM117 231H118V233H117ZM126 231H127V233H126ZM60 232L62 233V235L60 234ZM63 232H65V233H67V235L69 234V236H76L77 237V240H79V241H77L76 240V242H71L70 240L72 239V238H69L68 240H66V238H65V236H63ZM98 232H99V234H101V235H99L98 234ZM139 232H140V235H139ZM148 232H150V234H151V236H149L150 234H147V236H144V235H146L145 233H148ZM64 233V234H65ZM89 234L90 235V233H91V235H94L95 236V234H96V236L95 237H97L98 239H96L95 237H94V239H93V236H92V238L89 236V235H87L86 236V234ZM109 233V235H107ZM121 233V234H120ZM160 233V234H159ZM24 234V235H23ZM53 234H54V236L56 235V234H58V235H61V236H58L59 238L61 237H63L64 239H61L60 238V240H59V238L58 239H56L58 242H59V245H53L52 243L51 244H46V246L44 245L45 244V241H46V239H47V237H46V235L48 236H53ZM104 234H106V235H104ZM113 234H115V235H113ZM116 234H117V237H116ZM122 235V237L121 236H119L118 237V235ZM132 234V235H131ZM159 234V235H158ZM7 235V236H6ZM85 235V236H84ZM98 235V236H97ZM127 235V237L130 235V238H132L131 240H134V239H137V242H138V240L140 241L139 242V244L137 243H134V245H130L131 247H132V249H130L131 251H129L127 254H130V257H129V255L127 256V254L125 253V255H124V253H121L120 255L116 252V250H119V249H123L122 247L124 246V244L125 243H127V241H125V238H127V237H125ZM142 235V236H141ZM156 235H158V236H156ZM40 236V237H39ZM49 236H48V238H49ZM110 238H109V237ZM114 236V237H113ZM133 236V237H132ZM30 237V238H29ZM84 237H90V240H89V242H91V246L92 247H88V248H86L85 247V244H83V242L85 241L84 240ZM99 237H101V238H99ZM104 237H106V238H104ZM108 237V238H107ZM124 237V240L122 239ZM137 237V238H136ZM149 239H148V238ZM55 238H56V236H55ZM117 238V239H116ZM89 239V238H88ZM93 239V240H92ZM100 239V240H99ZM109 239H112V240H109ZM113 239H115L114 240V242H113ZM122 239V240H121ZM150 239H152V240H150ZM41 240H44V241H41ZM117 240V241H116ZM173 240V241H172ZM70 241V242H69ZM94 241V242H93ZM95 241L97 242L96 244H99V245H95V244H93V243H95ZM105 241V242H104ZM116 241V242H115ZM122 241V242H121ZM125 243H124V242ZM156 241H158V244H161V245H164L166 248L167 247H169V248H165V247H163L162 246V248H160L161 246L159 245L158 247H157V243H156ZM43 242V243H42ZM58 242H57V244H58ZM67 243V242H69V243H67V244H65V243ZM81 244H79V243ZM113 242V243H112ZM72 243V244H71ZM76 243V244H75ZM78 243V244H77ZM105 243H107V244H105ZM112 243V244H111ZM123 243V244H122ZM200 243H201V245H200ZM208 243V247H206V245L205 244H207ZM60 244H62V247H60L61 245ZM93 244V245H92ZM104 244V246H102ZM107 245V246H106ZM109 245V246H108ZM113 247H112V246ZM76 246V247H75ZM80 246V247H79ZM93 246H94V249H91V248H93ZM102 248H101V247ZM111 246V247H110ZM118 247V248H116V247ZM122 246V247H121ZM231 246H233V249H232V247ZM10 247V248H9ZM68 247V248H67ZM85 248L84 250H83V248ZM99 247V248H98ZM106 247V248H105ZM108 247H109V249H108ZM121 247V248H120ZM181 247V248H180ZM229 247H230V249H229ZM237 249H236V248ZM60 248H63V250L62 249H60ZM74 248V249H73ZM79 248H81V249H79ZM90 248V249H89ZM114 250H113V249ZM136 248V249H135ZM101 249V250H100ZM107 249V250H106ZM112 249V251H110ZM163 249V250H162ZM236 249V250H235ZM239 249V250H238ZM81 250H82V253H81ZM88 252H87V251ZM92 250V251H91ZM94 250H96V251H94ZM106 251V252H103V251ZM231 250V251H230ZM85 251V252H84ZM99 251V252H98ZM110 251V252H109ZM115 251V252H114ZM196 251V252H195ZM230 253H229V252ZM232 251H234V252H236V253H234V252H232ZM239 251V252H238ZM131 252V253H130ZM109 253V254H108ZM115 253H116V255H115ZM76 254V255H75ZM82 254V255H81ZM118 254V255H117ZM237 254V255H236ZM239 254V255H238ZM109 255V256H108ZM115 255V256H114ZM117 256L119 257V258H117ZM128 257V259L129 260H127V257ZM200 256V257H199ZM11 257V258H10ZM82 257V258H81ZM83 257H84V259H83ZM96 257V258H95ZM109 257V258H108ZM110 257H112V258H110ZM120 257H121V260H120ZM108 258V259H107ZM117 258V259H116ZM110 259H112V260H110ZM117 261H116V260ZM84 260V261H83ZM91 260V261H90ZM120 260V261H119ZM82 261H83V263H82ZM121 261H122V263H121ZM85 262V263H84ZM108 262H110V263H108ZM113 262V263H112Z\"/></svg>",
    "mask_w": 264,
    "mask_h": 264
}]
</instances>
